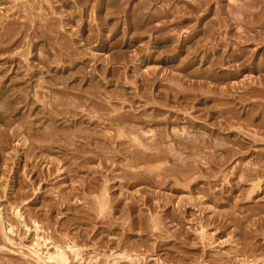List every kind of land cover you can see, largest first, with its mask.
Returning <instances> with one entry per match:
<instances>
[{"label": "rangeland", "instance_id": "rangeland-1", "mask_svg": "<svg viewBox=\"0 0 264 264\" xmlns=\"http://www.w3.org/2000/svg\"><path fill=\"white\" fill-rule=\"evenodd\" d=\"M3 1V2H2ZM19 2H16V3H18V4H16L14 7L15 8H17V6H18V8H19V6H20V8H21V6L23 7V4H21V3H23V1L24 0H18ZM39 1V3L38 4H35V6H36V8H35V10H33V16H30V14L32 15V12H28V13H26V15L28 16V17H25V18H28V19H25L24 20V18H23V16H21L20 18H18L20 21H21V19L22 20H24L25 22L27 21V23H29L30 25H31V28H29V29H27V30H25V29H23L22 31L25 33V34H27L28 35V37H27V35H24V33L22 32V33H18L17 35H13V40H16V38H14V37H20L21 36V38L20 39H24V43L23 44H21L20 43V45L21 46H16V48L17 47H21L20 49L19 48H17V50H16V48H15V45H14V49H12V50H10V51H8V53H6L5 55H3V54H0L2 57H0V91L2 92H0V111L2 112V113H0V130L1 131H6V126H7V133L6 132H0L1 134V138H3V136H4V139L3 140H5L6 138V140H5V142L7 141V143H6V145L4 144L5 142L3 141L2 142V139L0 138V142H2L1 144H0V148H2L1 150H0V153H1V155H0V214H2V216L0 215V217L2 218V220H1V218H0V264H41L43 261L40 259V258H38V255L36 256L34 253H35V249H34V245H33V243H34V241H35V239H37L36 238V234H35V230H34V224H33V220L32 219H34V217H35V214H36V216H37V214H38V218H37V220H36V222L38 221H40V220H43V221H40L39 222V226H40V230L38 229V231H37V233H38V235H41V236H44V237H46L47 236V234H48V236L46 237V238H48V243H47V241H46V244H41V245H39V246H37V248H41L39 251H40V253L42 254L43 253V251H45V249H49L50 248V251H53V249H54V245L56 244V245H60L61 246V248L66 252V255L68 256V260H69V262H68V264H77V259H73L72 258V256H71V252L69 251V249L68 248H66V246H65V242H71V240L72 241H75L76 242V244L79 246V252H80V256L82 257H84V258H89V257H97V259H98V261H97V259H96V263L95 264H121L122 262H125V263H122V264H162L164 261L166 262H164L163 264H183V262H184V264H188V262H189V264H212L213 262V264H222V262L225 264L226 262H224V260L225 261H227L228 259V261H227V263L226 264H248V263H242V262H240V261H247V262H252V263H249V264H264V232H263V227H264V213H262V212H264V211H261V208H263V207H260L261 205L263 206L264 205V185H263V181H264V179H263V181H262V179H260V182H259V186L258 187H260V188H258V190H257V187H255L254 188V192H252L250 195H249V198L246 196V194L247 193H245L246 191L248 192L249 190H251L252 188H253V183L254 182H256L254 179H252L251 181H250V179L249 180H247L248 182H244L243 184L242 183H240L239 182V177L237 176V175H235L234 173H233V168H235V167H233V166H237V164H239V163H241V165H245V163L247 162V161H249V160H254L253 158H255L254 156H255V154L257 155L258 153H260V152H263L264 153V129H262V127H260L259 126V128H258V126L256 127L255 125L253 126V125H248V124H246V123H244L243 121H242V123L240 122V123H238V122H236L234 119H231L232 120V122H228V120L226 121V122H221V120L222 119H219V121H218V118L219 117H217L216 119H217V121H216V119L215 118H208V117H206V115H204L203 117H200V119H199V121L198 122H200V123H198L195 127H193L192 129H191V127L190 128H188L190 131H191V134L193 133V131L195 132V133H197V134H192L193 136H199V137H201V136H203V135H205L204 137H207L208 136V133H211V132H213L214 130H216V125L218 124V125H220V129L217 127V129H219L218 131L216 130L214 133H212L211 135L213 136V140H216V139H224V141L226 142V140H225V138L227 139V141H228V143H226V144H229L230 145V141H231V143L233 144L234 143V141H236V139H239V140H241V141H243V143H245L246 145H248L246 148H248V151L245 153V154H243V153H241V154H235V155H232V158L230 157L229 158V160L227 161V163H225L224 164V166L222 165V167L220 168V169H215L214 168V166H212L210 169H212V170H208V171H206V173H208V174H206L205 173V168H206V166L208 165H206V164H202L201 165V167L202 168H204V172H201L200 171V173L202 174H199V172L197 173L196 172V174L197 175H194L193 174V176L190 178L191 180H190V182H189V179L186 181V180H183V179H181V178H178V176L176 175V174H178L177 172H175L179 167V164H177V163H179V162H177L176 160H174L173 159V162H172V159H170L169 161L170 162H172V163H170V162H167V165H164L166 162H164L162 165H163V167H165V168H169V167H171V168H169L168 170H166L168 173L169 172H172V171H174V173H169V175L167 174V176L164 178V179H162V180H158V179H156L155 180V178H154V180H152L153 182H151V181H149V180H147V179H144L143 178V176H140V178H139V175H135V177L133 176V175H131V174H127L128 173V171L126 170V169H128L129 171L130 170H132V171H135V169H143V167H145V166H143V165H145L144 163H137V164H134L133 163V165L131 164V163H129L128 165H127V162H126V159L125 160H122L123 159V157H122V159L120 158L121 157V155H117V154H115V152L114 151H112L113 150V148H111V149H107V148H109V147H107L106 149H103V150H101L99 147H101L102 145H103V141H102V139L101 138H103L102 136L100 137V135L99 136H96V137H100V138H97V140H95L94 141V139L90 142V144H87L88 145V147H87V145H85V139L83 140V139H81V138H85V137H83L81 134L79 135L80 137H78L77 136V138H78V140H79V138L82 140V142L79 140V142L80 143H82V144H80L78 141H77V143L76 142H74V144H71V145H68L66 142H63V138L64 139H66L65 137L66 136H64L63 134V136H62V138H61V140L59 141V142H57V141H53L52 139H51V141H46L45 140V143H42L44 140H41V138H40V136H39V134L40 135H42V133H41V131H44V132H46L47 130H48V127H44V125H48L49 124V121L47 122L46 120H48V119H46L45 117V115H44V113L41 115L40 113L41 112H39L38 114H37V116H36V114H34L35 113V111L37 110L38 111V109H32V107H35V101H34V103L33 104H30V102L32 101V100H35L36 99V97H38V94H39V97H40V99L41 100H43L44 99V95L46 94V93H48V94H46L47 95V97H46V95H45V98L46 99H44L45 101H46V104L48 105L49 104V100H50V98H52L51 96H52V94L53 93H51V92H53V91H51V90H54L53 88H59V86L58 85H63L62 84V78H69V74L72 76H70V80L69 79H67V83H66V86H64V87H62V89L63 90H65V88H66V90L65 91H68L69 92V94L68 93H66V94H63L62 96H65L64 97V99H63V97H62V99H63V101H68V99L67 98H69V97H75L73 94L74 93H72V95H70L71 94V92H75V90H76V94L77 95H79V94H81L83 97V103H84V100L86 99V96L87 95H89V96H91L90 94H88V93H86L85 92V90H90V88L93 86V84L94 85H96L97 84V82H99V84L98 85H101V84H103V86H100V87H104L105 88V90L106 91H120L121 89V91H123V92H125V93H127L126 95H130V92L131 93H135V91L137 92L141 87L140 86H135V84L133 83V82H129V79L130 80H132L133 79V77L132 76H134L133 74H136L137 73V71L136 70H140V72H142L143 73V70H144V73H148V71L150 72V70L151 69H154L155 67L157 68V69H159V72L161 71V72H163V73H165V74H168L169 75V73H170V71L172 72V73H170V74H181L182 73V71L180 70V69H175L177 66V63L176 62H179L180 60H182L183 59V57L186 55V51H179L181 54H179L178 55V59H175V61H170V57H171V54H173V51H171L172 49H171V47L172 48H174L175 50H179V47L178 46H176V45H178V44H180V43H182V44H184V46H185V50L188 48V44H190V42L189 41H186V42H182V41H180V43L178 42V41H174V42H176V43H172L173 41H169V43L168 42H166V43H168L166 46H164L163 45V47H165V48H163L162 46H160V44H162V43H160L159 44V46L158 45H154V43H152L151 42V39L153 38V37H158L159 35H160V32L159 31H156V33L154 32L155 30L153 29L152 31L153 32H147V33H144L139 39H138V41H136L137 42V44H136V42H131V45L129 44L130 42H128L129 41V39L128 38H130V36L132 35V34H134V32H135V30L133 29V28H131L130 26L128 27L127 25H128V21H129V19L131 18V15L130 14H128L129 12H131L132 10H131V8L133 7V6H135V2L137 3V1L139 2V1H141V0H132L129 4L127 3L126 4V2H122L125 6L127 5L128 6V8H127V6H126V8L127 9H129V10H127V11H125L124 12V9H122V11H121V9H119V8H117L116 9V7H118V5H120V1L121 0H117L116 1V3H115V1L114 0H49V2L48 1H44V0H41V2H40V0H38ZM67 1V2H66ZM84 1V2H83ZM91 1H92V3H91ZM107 1V2H106ZM123 1V0H122ZM134 1V2H133ZM195 1H197V3L199 2V0H190L189 2H191V3H193V4H195ZM201 1V0H200ZM226 1H230V0H226ZM226 1H224L223 3H226ZM240 1V4H241V2H242V0H236V2H239ZM244 1V0H243ZM246 1V0H245ZM244 1V2H245ZM4 2H6L5 4H4ZM11 2H12V0H0V11H1V13L3 14H5V13H7V14H9L7 17L8 18H6V17H3L2 16V14L0 13V21H3L4 22V20L6 19H9V17L11 16L10 15V13H8V12H10V11H7L6 12V8H8L9 6H11L12 4H11ZM42 2H44L45 4H43ZM54 2H58V3H54ZM76 3V4H73V6H71L72 5V3ZM110 2V3H109ZM162 4H161V3ZM163 2H166L167 3V0H161V1H159V2H157L154 6H156L155 8H159L160 6H161V8L163 7V6H165V3H163ZM211 2V1H210ZM244 2H242V3H244ZM42 3V4H41ZM48 3H50V6L48 7L47 6V4ZM60 3H62V4H60ZM64 3V4H63ZM66 3V4H65ZM98 3V4H97ZM104 3H105V5H107L106 3H108L109 5H108V7L107 6H105L104 5ZM113 3H115L116 5H117V3H118V5L116 6L115 4H113ZM121 3V5L122 6H124L123 4ZM214 3V4H213ZM258 3V4H257ZM257 5L256 6H258V5H260L259 4V1H257ZM1 4L2 5H4L3 7L1 6ZM8 6H7V5ZM53 4V5H52ZM79 4V5H78ZM90 4V5H89ZM112 4L113 5H115L116 7L113 9V10H109V12L111 11V13L113 14H111V13H109V17H107L108 15H107V13H108V9H112L113 7H112ZM161 4V5H160ZM175 4V6H178L179 4V6H184L183 5V3L181 4V2H178V4L177 3H174ZM213 4V5H212ZM43 5H45V11H44V9H43ZM63 5V7H61ZM92 5V6H91ZM97 5H99L101 8L99 9V6H97ZM163 5V6H162ZM215 5H217L215 2H214V0L212 1V3H211V7L212 6H215ZM7 6V7H6ZM38 6V7H37ZM69 6V7H68ZM78 6V7H77ZM2 7V8H1ZM5 7V8H4ZM13 7V8H14ZM41 7V11H40V8ZM54 7V8H53ZM71 7V8H70ZM80 7V8H79ZM87 7V8H86ZM110 7V8H109ZM217 7V6H216ZM216 7H214V8H216ZM19 8V9H20ZM58 8V9H57ZM60 8H65V9H60ZM70 8V9H69ZM79 8V9H78ZM86 8V9H85ZM89 8H90V11H89ZM95 8V9H94ZM104 8H106L105 10H104V12L106 13V15H105V13L102 11ZM154 8V7H153ZM214 8L212 7V10H214ZM3 9L5 10V11H3ZM51 9L53 10V11H51ZM71 9H72V11H71ZM75 9V10H74ZM80 9H82L81 11H80ZM93 9V10H92ZM13 11H15V10H17V9H12ZM11 10V12H13ZM40 11V13H42L44 16H40V15H38V12H36V11ZM55 10H58V11H55ZM65 10V11H64ZM79 10V11H78ZM85 10H86V12H85ZM98 10V11H97ZM3 11V12H2ZM48 11V12H47ZM115 11V12H114ZM129 11V12H128ZM46 12L48 13V14H46ZM61 13V15L60 14H58V13ZM83 13V14H81V13ZM90 12V13H89ZM117 12H119L118 14H117ZM123 12V13H122ZM51 13V14H50ZM55 13H57L56 15L53 14ZM103 13V14H102ZM114 13H116L115 15H114ZM213 13V14H212ZM3 14V15H4ZM17 14V13H16ZM65 14H66V16H65ZM68 14H69V16H68ZM87 14V15H86ZM88 14H90V15H88ZM92 14H93V16H92ZM111 14V15H110ZM119 14H121V15H119ZM125 14V15H124ZM129 15V16H127V17H125L126 15ZM214 12H210L209 13V15H207L203 20H204V22H203V24L205 23V22H207V20H209V17H210V19H214L216 16H217V14H215ZM18 15V14H17ZM17 15H12L11 17H10V19L11 18H13V17H16ZM52 17H50V16ZM59 15V16H58ZM71 15V16H70ZM81 15V16H80ZM102 15V16H101ZM210 15H212V17L213 18H211V16ZM1 16H2V18H1ZM38 16V17H37ZM42 17V18H40V17ZM49 16V17H48ZM65 16V17H64ZM90 16V17H89ZM111 16H116L117 17V19H116V17L114 18V17H111ZM170 16V17H169ZM169 16H167V17H161V18H155L156 19V21H155V19H154V22H152V23H156L157 22V20H163V19H172V17H171V15H169ZM209 16V17H208ZM237 16V15H236ZM59 17V18H58ZM69 18V17H71V18H73V19H71V18H69V20L67 19V18ZM76 17V18H75ZM88 17V18H87ZM92 17H94L95 18V20H94V18H92ZM105 17H107V18H105ZM123 17V18H122ZM219 17H222V15H220ZM32 18V20H30ZM36 18V19H35ZM45 18V19H44ZM48 18V19H47ZM49 18H51V20H49ZM58 19V21L56 20V19ZM78 18V20H76ZM86 18V19H85ZM90 18V19H89ZM103 18V20H101ZM105 18V19H104ZM108 18H109V20H108ZM124 18H126V19H124ZM208 18V19H207ZM2 19V20H1ZM35 19V20H34ZM37 19H40V20H38L39 22L37 23ZM44 19V20H43ZM47 19V20H46ZM61 19V21L59 22V20ZM65 19H67V21H65ZM79 19H81V20H79ZM93 19V20H92ZM99 19V20H98ZM121 19V20H123V21H119V20ZM48 21V22H51V24L49 23L48 25H46L45 26V22L44 21ZM109 21V23H108V21ZM115 22H114V21ZM117 20L119 21L118 22V24H119V26H118V24L116 23L117 22ZM30 21V22H29ZM54 21V22H53ZM63 21H65V23L63 22ZM75 21V22H74ZM77 21V22H76ZM81 22L80 23V25H79V22ZM82 21H85V22H82ZM87 21H90V22H87ZM93 21H95V22H93ZM105 23H104V22ZM112 21H113V23H112ZM2 22V23H3ZM58 22V23H57ZM63 22V23H62ZM74 22V23H73ZM187 21H185V23H183L181 26H179V27H175L174 29H173V25H172V27L170 26L169 28L172 30V32L171 31H169V33L170 34H173V36H176V35H179L180 36V39L181 38H183V36L188 32V30H190V27L191 26H196V23H195V20H192L191 22H189V24L188 23H186ZM33 23V24H32ZM38 25H37V24ZM40 23V24H39ZM59 23H62V24H60L59 26L57 25V24H59ZM111 23V24H110ZM123 23L124 24H126L127 23V25L126 26H124L123 25ZM190 23H194L193 25H191ZM34 24H35V27H33L34 26ZM41 24H42V28H44L45 29V31L47 30L48 32L47 33H50V36L51 35H54L55 36V33L57 32L56 30H59L56 34V38L55 37H53V36H51L50 38L52 39V41L54 42V40H55V43H53V44H51V42L52 41H48V40H46V41H42V39H41V37L39 36L38 37V33H41L40 31L42 30V28H41ZM54 24H56L55 25V27L57 28V26H58V28L57 29H54L53 27V25ZM65 24H66V26H65ZM69 24H71V26L69 25ZM73 24V25H72ZM88 24H90V25H88ZM106 24L108 25V28H110V29H107V27H106ZM115 24V25H114ZM186 24L188 25L187 27H186ZM39 25H40V28H38L39 27ZM62 25V26H61ZM95 25V26H94ZM98 25V26H97ZM111 25H112V27H111ZM122 25V26H121ZM184 25H185V28H184ZM74 26H77L76 28L74 27ZM83 26V27H82ZM85 26L87 27V28H85ZM114 26H116V29H115V31L113 30V28H114ZM234 26H235V24H234ZM48 27V28H47ZM49 27H51V28H49ZM60 27H62V28H60ZM75 29V31H74V29ZM89 27V28H88ZM91 27V28H90ZM98 27V29H96ZM103 27V28H102ZM106 29H105V28ZM122 27H123V29H124V32H123V29H122ZM125 27V28H124ZM183 27V28H182ZM222 28L221 29H217V32H216V34H215V36H216V38H215V40H213V42L211 43V42H209L208 44H209V46L211 45V44H215V42H216V44L217 43H219L221 46H226V47H228L227 46V44L226 43H229V41L230 42H234L235 41V39L237 40V35H235L236 34V32H238V29H237V27H234V28H232V29H230L229 31L230 32H226L225 33V29H228L229 27H227V28H224L223 26H221ZM63 28H65V29H63ZM95 28L96 30H93V29ZM121 28V29H120ZM128 28V29H127ZM236 28V29H235ZM257 28V29H256ZM256 28H254L255 30H252V31H250V33L252 34H254V32L255 31H257L258 30V28L259 27H256ZM41 29V30H40ZM49 29V30H48ZM73 29V30H72ZM78 29V30H77ZM79 29H81V30H79ZM87 29H89V31L87 30ZM90 29H92V30H90ZM101 29V30H100ZM112 29V30H111ZM133 29V30H132ZM28 30H30V31H28ZM37 31V35L35 36L34 35V32H32V31ZM38 30H40V31H38ZM50 30L53 32V30H55L53 33H51L50 32ZM62 30H64L65 32H63ZM67 30V31H66ZM70 30V32H68ZM77 30V31H76ZM110 30V31H109ZM118 30H121L123 33H120L121 31H118ZM127 30V31H126ZM128 30H129V32H128ZM141 30V29H140ZM181 30V31H180ZM185 30V34H182V33H184L183 31ZM224 30V31H223ZM233 30V31H232ZM27 31V32H26ZM62 31V32H61ZM78 31H79V33H78ZM86 31V32H85ZM92 31V32H91ZM107 31V32H106ZM117 31V32H116ZM126 31V32H125ZM133 31V32H132ZM176 31V32H175ZM180 33H179V32ZM221 31V32H220ZM59 32H60V34H59ZM66 32H68V33H66ZM72 32V33H71ZM75 32V33H74ZM105 32V33H104ZM109 32V33H108ZM111 32V33H110ZM114 32V33H113ZM119 32V33H118ZM166 32V31H165ZM178 32V33H177ZM64 33V34H63ZM69 33H71V35H69ZM84 35H83V34ZM92 35H91V34ZM98 33V36L96 35ZM117 33H118V35H117ZM126 33V34H125ZM151 33V34H150ZM220 33V34H219ZM230 35H228V34ZM233 33H235L234 35L235 36H233ZM23 34V35H22ZM69 36H68V35ZM77 34V36H75ZM79 34V35H78ZM87 36H86V35ZM101 34H103V36L101 35ZM106 34V35H105ZM109 34V35H108ZM115 34V35H114ZM123 34V35H122ZM150 34V35H149ZM175 34V35H174ZM20 35V36H19ZM31 35V36H30ZM73 35V36H72ZM82 35V36H81ZM96 35V36H95ZM129 35V36H128ZM218 35V36H217ZM222 35V36H221ZM226 35V36H225ZM33 36V37H32ZM60 36V37H59ZM62 36H64L65 38L64 39H66V41L63 39V41L62 42H64V45L63 46H60V43H57V40L59 41V42H61V37ZM79 36V37H78ZM94 36V37H93ZM106 36H108L109 38L107 39V37ZM117 36H119V37H117ZM128 36V37H127ZM148 36V37H147ZM200 35L199 34H197L195 37H194V39L193 40H195V38L197 39L198 37H199ZM224 36V37H223ZM228 36V37H227ZM35 37H37L38 39H35ZM53 37V38H52ZM69 37V38H68ZM71 37V38H70ZM78 37V38H77ZM82 37V38H81ZM85 37V38H84ZM87 37V38H86ZM88 37L90 38L91 37V39H88ZM106 37V38H105ZM120 38L121 40L123 39V43H124V39L126 40V44H121L122 46H118V47H116V46H114V47H109V49L107 50V45H109L110 43L109 42H113L114 40H112L111 41V39H115V38ZM201 37V36H200ZM219 37H220V41H219ZM237 37V38H236ZM63 38V37H62ZM72 38H73V40H74V42L72 41ZM87 39V40H84V39ZM111 38V39H110ZM116 38V39H117ZM147 38H148V40H147ZM151 38V39H150ZM217 38H218V41H217ZM221 38H225V41H224V39H221ZM229 39V40H226V39ZM31 39V40H30ZM32 39H34V40H32ZM71 39V40H70ZM80 39H82V40H80ZM102 39H104V40H102ZM107 39V40H106ZM145 39H146V41H145ZM26 40H28L29 42V44L26 42ZM78 40V41H77ZM91 40H93V41H91ZM128 40V41H127ZM135 40H137V39H135ZM134 40V41H135ZM141 42H140V41ZM144 40V42L142 43V41ZM30 41H31V43H30ZM33 41L34 42H36V45H32L33 44ZM41 41V42H40ZM72 41V42H71ZM76 41V42H75ZM86 41V42H85ZM91 41V42H90ZM97 41H98V43H97ZM148 41V42H147ZM215 41V42H214ZM46 42H50V45H52V48H51V46L49 45V47H50V49H49V51L48 50H43L42 48H43V43H46ZM67 42H69L68 44H67ZM87 44H85V43ZM93 42V43H92ZM127 42H128V45H127ZM146 42V43H145ZM225 42V43H224ZM250 42H252V41H250ZM27 43V44H26ZM41 43H42V45H41ZM67 45H66V44ZM76 43V44H75ZM90 43V44H89ZM146 44V45H143V44ZM24 44H26L27 46H28V48H24ZM31 44V45H30ZM60 46V47H57L58 45ZM75 44V45H74ZM85 44V45H84ZM176 44V45H175ZM215 44V45H216ZM226 44V45H225ZM38 45V46H37ZM40 45V46H39ZM66 45V46H65ZM82 45V46H81ZM106 45V46H105ZM130 45V46H129ZM138 45V46H137ZM143 45V46H142ZM170 45H171V47H170ZM173 45V46H172ZM31 46V47H30ZM35 46V47H34ZM36 46H37V48H36ZM76 46V47H75ZM77 46L79 47V48H77ZM89 46H91V47H89ZM93 46V47H92ZM133 46H134V49H133ZM144 46H145V48H144ZM254 46V47H253ZM260 47V46H262L263 48H264V46H263V43L261 44H258V45H256L255 46V44H251V45H249V47H248V49L250 50V52H251V50H254V48H256V47ZM42 47V48H41ZM55 47V48H54ZM62 47V48H61ZM73 47V48H72ZM80 47H82V48H80ZM89 47V48H88ZM100 47V48H99ZM152 47H154V48H152ZM158 47V48H157ZM160 47V48H159ZM176 47V48H175ZM31 48H32V50H31ZM86 48V50L84 51V49ZM113 49L112 51H111V49ZM123 48V49H122ZM127 48H130V49H127ZM137 48V49H136ZM149 48V49H148ZM203 48H204V46H202V47H200V49H201V51H200V53H199V55L201 56L202 55V53H203ZM262 48V49H263ZM24 50V52H23V50ZM25 49H27V50H29V52H27V50H25ZM37 49V50H36ZM39 49H41L40 50V52L41 51H43L42 53H43V55H42V53L40 54V52H39ZM55 49V50H54ZM61 49V50H60ZM63 49H64V52H62L63 51ZM71 49V50H70ZM75 49H77V50H79L81 53H79V51H77V52H75L76 50ZM93 50V51H91V50ZM122 49V50H121ZM151 49V50H150ZM155 49V50H154ZM22 50V51H21ZM56 51V52H53V51ZM68 51V53L70 54L69 56H67L68 55V53H67V51ZM71 52H70V51ZM74 50V52H72ZM106 50V51H105ZM116 50V51H115ZM131 52V53H129V51ZM142 50H144V51H142ZM146 50V51H145ZM153 50V51H152ZM159 52H158V51ZM163 50H165V51H163ZM168 50V51H167ZM264 50V49H263ZM12 51V52H11ZM14 51H16V52H14ZM26 51V52H25ZM30 51H32L31 53H30ZM62 52V53H60V52ZM91 51V52H90ZM114 51V52H113ZM125 51H126V53H125ZM128 51V52H127ZM135 51V52H134ZM138 51V52H137ZM155 51V52H154ZM23 52V53H22ZM39 52V53H38ZM47 52V53H46ZM48 52H49V54H48ZM52 52H53V54H52ZM83 52V53H82ZM134 52V53H133ZM149 52H151V53H149ZM178 52V53H179ZM15 53H16V55H15ZM28 53V54H27ZM34 53H36L37 55H39L38 57H41V55H42V57L44 56V55H46V56H44L43 57V60L42 61H40L38 58H36V57H34V56H32V54H34ZM45 53V54H44ZM56 53V54H55ZM59 53H60V55H59ZM77 54V56L76 55H73V54ZM86 53V54H85ZM108 53H110V54H108ZM112 53V54H111ZM132 56V57H130V55ZM141 53V55H139ZM152 54L153 53V56L152 55H150V58L149 57H147L149 54ZM154 53H155V55H154ZM11 54H13V55H11ZM55 54V56H53ZM88 54V55H87ZM98 54V55H97ZM107 54H108V56H107ZM114 54H115V56H114ZM136 54V55H135ZM183 54V55H182ZM22 55H23V57H22ZM29 55H31V56H29ZM48 55H50L49 57H48ZM62 55V56H61ZM64 55V56H63ZM83 55V56H82ZM86 55L90 58H92L93 56L95 57V59H89L88 60V57L86 58ZM129 55V56H128ZM165 55V56H164ZM169 55V56H168ZM182 57H181V56ZM12 56V57H11ZM13 56H14V58H13ZM15 56H17V58L15 57ZM20 56V57H19ZM52 56V57H51ZM59 56H60V59H59ZM72 56H73V58H72ZM97 56V57H96ZM104 56H105V60H104ZM128 56V57H127ZM136 56H140V58L139 57H136ZM260 56V54L258 55V57L256 56L255 57V62H258V60H259V58L261 57H259ZM8 57V60L6 59ZM24 57H26V58H24ZM29 57V58H28ZM41 57V58H42ZM48 59H47V58ZM55 57V58H54ZM84 59H83V58ZM114 57H116V58H114ZM124 57L126 58L125 60H124ZM145 57H147V61H146V59H145ZM199 57V56H198ZM11 58V60L13 61H11V60H9ZM32 58H34V59H32ZM52 58H54V59H52ZM62 58V59H61ZM85 58L87 59V61H85ZM99 58V59H98ZM108 58H110V59H108ZM129 58H131V59H133L134 60V62H136V63H138L139 64V66H137V67H135V63H133V60H131V59H129ZM142 58V59H141ZM144 58V59H143ZM156 58V59H155ZM166 58V59H165ZM181 58V59H180ZM256 58H258V59H256ZM5 60L4 61V63H3V60ZM15 59L17 60L18 59V61L19 60H21V62H23L22 64H23V68H18L17 69V72H16V66H18V62H16L15 61ZM30 61H29V60ZM38 59V60H37ZM51 59V60H50ZM57 59V60H56ZM71 59V60H70ZM76 59V60H75ZM83 61H85V63L84 62H82L81 60ZM107 59H108V61H107ZM139 59V60H138ZM28 60V61H27ZM34 60V61H33ZM46 60H48V61H46ZM96 62H95V61ZM111 60V61H110ZM115 60V61H114ZM123 60V61H122ZM132 62V63H130V65H133V66H131L130 67V65H129V62L130 61ZM137 60V61H136ZM152 60V61H151ZM167 60V61H166ZM177 60V61H176ZM6 61H8V62H6ZM25 61H26V64H30L29 66L30 67H28V65H26V70H27V68H30V69H35L36 70V75L33 77V85L34 84H36L37 82L38 83H42V86L40 87V89H39V87H36V90L37 89H39V90H37L36 92H34L33 91V89H30V93H25L24 94V92L25 91H21V90H19L18 88H20V86L19 85H21V81H22V75H23V77L25 76L24 75V73H25ZM38 61H40L39 63H38ZM50 61H52V62H50ZM58 62L57 64L56 63H54V62ZM76 61V62H75ZM78 61V62H77ZM118 61H122V62H119V64H118ZM125 61V62H124ZM144 61V62H143ZM165 61V62H164ZM170 61V62H169ZM33 62V63H32ZM45 62V64H46V62H48V63H54V64H51V71L54 69V71H49L48 72V70L46 71L45 69V64L43 65V63ZM60 62V63H59ZM82 62V63H81ZM111 62H113V64L115 63V64H117V65H114V67L112 66L113 64L111 63ZM124 62V63H123ZM141 62V63H140ZM240 62V61H239ZM238 62V63H239ZM11 63V64H10ZM75 63V64H74ZM123 63V64H122ZM157 63V64H156ZM237 62H232V65L230 66V68H234V66H235V64H236ZM10 64V65H9ZM14 64V65H13ZM55 64L57 65V66H55ZM61 66H60V65ZM70 64H72L71 66H70ZM81 64H82V67L84 68H82L81 67ZM84 64V65H83ZM157 66H156V65ZM168 64H170V65H175L174 67H172V66H167ZM228 63H226V65H227ZM231 64V63H230ZM3 65V66H2ZM13 65V66H12ZM33 67H32V66ZM105 65H108V66H105V68H104V66ZM112 66V68H117V70L116 69H113L114 71H113V74H114V76H117L118 75V77L119 76H121V77H119L118 79H119V82L117 83V85H116V83L114 82V80H113V82H107V80L109 79L110 80V78H111V75H109V73L107 72V68H111V66ZM126 65V66H125ZM143 67H142V66ZM166 65V67H164ZM207 66V64H204V65H202L201 66V68H203V67H206ZM225 65V66H226ZM2 66V67H1ZM6 66V67H5ZM54 66V67H53ZM63 66V67H62ZM74 66V67H73ZM117 66V67H116ZM129 66V67H128ZM146 66V67H145ZM150 66V67H149ZM200 67V63L199 62H197L195 65H194V67ZM3 67H5V68H7V70L5 71H3L1 68H3ZM41 67V69L42 68H45L43 71L42 70H40L39 68ZM65 67V68H64ZM67 67H69V68H67ZM71 67V68H70ZM76 67H78V69L76 68ZM94 67V68H93ZM142 67V68H141ZM147 67H149L148 69L149 70H147ZM164 67V68H163ZM15 68V69H14ZM55 68H57V69H55ZM62 68H63V70H62ZM80 68V69H79ZM94 70H92V69ZM101 68V69H100ZM139 68V69H138ZM141 68V69H140ZM162 68V69H161ZM12 69V70H11ZM25 71H24V70ZM67 69V70H66ZM103 69V70H102ZM143 69V70H142ZM167 69V70H166ZM171 69V70H170ZM21 70V71H20ZM23 70V71H22ZM56 70V71H55ZM65 70V71H64ZM73 70V71H72ZM79 70V72H78V74H77V71ZM106 70V71H105ZM125 71V70H127V73H126V71L125 72H121V71ZM164 70V71H163ZM166 70V71H165ZM173 70V71H172ZM9 71V72H8ZM11 71V72H10ZM46 71V72H45ZM57 71H58V73H57ZM71 71V72H70ZM88 71V72H87ZM116 71L118 72V73H116ZM134 71V72H133ZM136 71V72H135ZM147 71V72H146ZM175 71V72H174ZM178 71H180V72H178ZM185 71V70H184ZM6 72H7V74L9 73V75H7L6 74ZM14 72V73H13ZM22 72V73H21ZM39 72V73H38ZM41 72V73H40ZM64 72V73H63ZM66 72V73H65ZM69 72V73H68ZM76 72V74H74ZM131 74H129V73ZM139 72V71H138ZM160 72V73H161ZM250 72V73H249ZM17 73V74H16ZM49 73V74H48ZM62 73H63V75H62ZM82 73H84V75L82 74ZM95 75H94V74ZM104 73V74H103ZM107 73V74H106ZM122 74V75H120V74ZM124 73H125V75H124ZM252 73V74H251ZM257 73H259V72H256V71H242V72H239V73H237L236 75H234V77H231L229 80L227 79V83H228V85H233L234 83V85L233 86H235V87H237V86H239L240 84V87H242V86H244V87H246L245 85H248L249 83V81H250V79L251 78H256L257 76H258V74ZM5 74V75H4ZM12 74V75H11ZM16 74V75H15ZM21 74V75H20ZM37 74H41L42 75V77H41V75H37ZM56 74H57V76H56ZM61 74V75H60ZM66 74H68V77H67V75ZM83 76H82V75ZM106 74V75H105ZM179 74V75H180ZM246 74V75H245ZM2 75V76H1ZM48 75V76H47ZM58 75H60V76H58ZM65 75V76H64ZM102 75H104V76H102ZM109 75V76H108ZM239 75V76H238ZM16 76H20L19 78L18 77H16V80L18 81V82H16L15 83V85H18L16 88H17V90H16V93H17V91H18V94H14L13 92H15V91H13V90H11L10 88H11V84H12V82L14 81V79H12V78H15ZM38 76V77H37ZM49 76H50V79H49ZM52 76H54V78L52 77ZM64 76V77H63ZM80 76V77H79ZM90 76V77H89ZM97 76H99L98 78H97ZM100 76H102V78L100 77ZM109 78H108V77ZM123 76V77H122ZM131 76V77H130ZM246 76V77H245ZM251 76V77H250ZM6 77V78H5ZM37 77V78H36ZM57 77V78H56ZM59 77V78H58ZM75 77V78H74ZM83 77V78H82ZM88 77V78H87ZM94 79H93V78ZM236 77V78H235ZM4 78V79H3ZM12 80H10V79ZM40 78V79H39ZM44 78V79H43ZM55 78H56V81H54L55 80ZM61 78V79H60ZM79 78H82V80H83V82L81 83V87L80 86H77L76 84H78L79 83ZM90 78V79H89ZM103 78H107V80L106 79H103ZM116 78V77H115ZM123 78H125V79H123ZM248 78H250L249 80H248ZM20 79V80H19ZM49 81H48V80ZM87 79H88V81H87ZM100 79V80H99ZM2 80V81H1ZM7 80V81H6ZM41 80V81H40ZM43 80V81H42ZM53 80V81H52ZM84 80H86V82L84 81ZM92 80V81H91ZM122 80H123V82H122ZM233 80V81H232ZM248 80V81H247ZM9 81V82H8ZM37 81V82H36ZM48 81V82H47ZM57 81H58V83H57ZM61 81V82H60ZM72 81V82H71ZM97 81V82H96ZM126 81V82H125ZM8 82V83H7ZM51 82V83H50ZM56 82V83H55ZM89 82V83H88ZM90 82H92V83H90ZM94 82V83H93ZM130 84L131 83V85H129L128 83ZM226 82V81H225ZM233 82V83H232ZM6 84V85H4V84ZM68 83H70V84H68ZM73 83V84H72ZM87 83V84H86ZM101 83V84H100ZM122 83V84H121ZM213 83V82H212ZM239 83V84H238ZM245 83V84H244ZM1 84H3V85H1ZM56 84V85H55ZM89 84H91V85H89ZM106 84V85H105ZM115 84V85H114ZM134 84V85H133ZM137 84H138V82H137ZM216 84H218V82L216 83ZM8 85H10V86H8ZM45 85V86H44ZM49 85V86H48ZM68 85H70V86H68ZM73 85H76L77 87H75V88H71V86H73ZM87 85H88V87H87ZM119 85V86H118ZM120 85H122L121 87H120ZM133 85V86H132ZM6 86H8L7 88H6ZM36 86V85H35ZM52 86V87H51ZM90 86V87H89ZM107 86V87H106ZM131 86V87H130ZM219 86H221V85H219ZM2 87H4V88H2ZM10 87V88H9ZM45 87L46 88H49V89H45ZM50 87H51V89H50ZM87 87V88H86ZM115 87V88H114ZM129 87V91H128V89H126V88H128ZM133 87H134V89H133ZM140 87V88H139ZM103 88V89H104ZM107 88V89H106ZM119 88V89H118ZM139 88V89H138ZM195 88H196V86H195ZM2 89V90H1ZM8 89V90H7ZM41 89H43V91L41 90ZM45 89V90H44ZM110 89V90H109ZM118 89V90H117ZM124 89V90H123ZM130 89H132L131 91H130ZM204 89V88H203ZM9 90H11V91H9ZM47 90H49V92L47 91ZM40 91V92H39ZM7 92V93H6ZM10 92V93H9ZM23 93V94H21V93ZM37 92H38V94H37ZM42 92V93H41ZM46 92V93H45ZM86 93L85 94V96H84V93ZM129 92V93H128ZM34 93V94H33ZM37 95H36V94ZM7 94L9 95L10 94V96H7ZM21 96H26V95H29L32 99H31V101L29 100V103H25L24 102V99L22 98V97H20V98H18L20 95ZM43 96H42V95ZM60 94V93H59ZM68 94V95H67ZM7 96V97H4V96ZM12 95H14V96H12ZM17 95V96H16ZM58 95V94H57ZM36 96V97H35ZM10 98L9 100L8 99H6V100H4V98ZM13 97H14V101H13ZM16 97V98H15ZM50 97V98H49ZM107 97V96H106ZM106 97H104L103 96V98L106 100L107 98ZM35 98V99H34ZM77 97H75V99H76ZM85 98V99H84ZM3 99V100H2ZM15 99H16V102H15ZM21 100V102L20 101H18V100ZM49 99V100H48ZM53 99H54V96H53ZM52 99V100H53ZM66 99V100H65ZM8 100V101H7ZM11 100H12V103H11ZM26 101V100H25ZM89 100L87 99L85 102H88ZM116 100H114V102H113V104L111 103V105L109 104V107L110 108H112V106H113V108H120V107H122L123 108V110H130V111H135L134 113L136 114V116H137V112L138 111H141L142 110V106L140 105V108L138 109V110H134V109H130V107L131 106H129L130 104L128 103V102H125V103H123V104H121V103H116L115 102ZM5 102V103H4ZM12 104V106H11V104ZM13 102L16 104H18V106H17V104H16V106H17V108L15 107V105H13ZM18 102H20V103H18ZM23 102H24V104H23ZM142 102V101H141ZM141 102H137V104H136V102H135V104L134 105H139V104H141ZM4 103V105L5 104H8V105H10L11 107H7L8 105H6V106H4L3 107V104ZM32 103V102H31ZM30 104V105H29ZM37 104H39L38 102H37ZM115 104V105H114ZM2 105V106H1ZM25 106V107H23V106ZM83 105H85V106H83ZM123 105L127 108V106H129L127 109L125 108V107H123ZM127 105V106H126ZM13 106H14V108H13ZM22 106V107H21ZM29 108V109H27V110H25V108H27V107ZM30 106H32V107H30ZM247 106H248V108H247ZM245 105V107L246 108H244V109H239V111H240V113H241V115H243V117L245 116V112L246 111H248L250 108H249V105ZM3 109H2V108ZM49 107V106H48ZM81 108H78V110H80V109H82V108H87V105L86 104H82L81 106H80ZM90 107V106H89ZM6 108H8V109H6ZM21 110H20V109ZM5 109V110H4ZM11 109H13V113L15 114V115H17V116H15L11 111ZM22 109H23V112H22ZM31 109V110H30ZM150 109V110H149ZM171 109H174V108H171ZM30 110V111H29ZM33 110V111H32ZM122 110V109H121ZM122 110V111H123ZM147 110V109H146ZM148 110L149 111H147L148 113L151 111V108H149V106H148ZM246 110V111H245ZM18 111V112H17ZM21 111V112H20ZM26 111V112H25ZM27 111H28V113H27ZM37 111H36V113H37ZM137 111V112H136ZM193 111V110H192ZM243 111V112H242ZM12 114H11V113ZM31 112V113H30ZM34 112V113H33ZM146 111H145V113H147ZM179 112H181L180 114H182V115H184L183 116V118L181 117V116H179V117H181V119H180V125L178 126V127H182L183 126V128H184V125H187L186 123H185V121H186V118H188V117H192V114H193V116L195 115V114H197V113H191V115H189L188 116V114L186 113V112H191V110H188V111H186V112H184L183 110L182 111H179ZM199 112H202V111H199ZM4 113H6V114H8V116L11 118V119H9V117L6 115V114H4ZM10 113V114H9ZM18 113V114H17ZM22 115V113H23V118H22V116L20 115V114ZM28 114V117H27V115L26 114ZM35 115V116H33V117H31L32 115ZM187 114V115H186ZM11 115H12V117L14 116V118L13 119H15V121L16 122H18V123H20V121L22 120V122L21 123H23V124H17L15 121H13V119H12V117H11ZM43 115H44V117H43ZM64 116H62V118L63 117H65V118H60V119H58L56 122V124L57 125H59L60 127H59V129L58 130H60V132H61V130H63L62 132H66V126H67V128H68V130L67 131H70V130H74L75 129V126L72 124V123H70L69 121L68 122H66L67 120H69V117H68V114H63ZM67 115V116H66ZM139 115V114H138ZM30 116V117H29ZM141 116H146V115H144V113H143V115H141ZM186 116H188V117H186ZM8 117V118H7ZM15 117H19L18 119H20V117H21V119H20V121L19 120H16L17 118H15ZM38 117V118H37ZM68 117V119H66ZM26 118H28V119H30L29 121H27V123H25L26 122ZM32 118V119H31ZM40 118H42V119H40ZM8 119V120H7ZM35 119V120H34ZM183 119V120H182ZM210 119V120H209ZM7 120V121H6ZM10 120V121H9ZM41 120V121H40ZM61 120V121H60ZM206 120H207V122H206ZM234 120V121H233ZM2 121V122H1ZM12 121V124H13V122L15 123V124H13L14 125V128H13V125H9V124H11L10 122ZM24 121V122H23ZM32 121H36V122H33L32 123ZM38 121V122H37ZM45 121H46V123H45ZM60 121V122H59ZM63 121V122H62ZM66 123H65V122ZM70 121H72V120H70ZM204 121V122H203ZM213 121V122H212ZM215 121V122H214ZM223 121V120H222ZM44 122V123H43ZM182 122V123H181ZM4 125H3V124ZM24 123L26 124V125H24ZM62 123V124H61ZM74 123V122H73ZM184 123V124H183ZM202 123V124H201ZM204 123V124H203ZM208 123V124H207ZM212 123H214V124H212ZM224 123V124H223ZM227 123H228V125H227ZM230 123V124H229ZM235 123V124H234ZM37 124V125H36ZM44 124V125H43ZM69 124V125H68ZM72 124V125H71ZM183 124V125H182ZM221 124H223V126L221 125ZM2 125V126H1ZM15 125H17V128L19 129H16V127H15ZM21 125V126H20ZM24 125V126H23ZM30 125H31V127H30ZM42 125H43V127H42ZM83 125H87V124H83ZM203 125V127L201 128V126ZM226 125V126H225ZM232 125V126H231ZM245 125V126H244ZM4 126V127H3ZM10 126V127H9ZM29 126V127H28ZM39 127V130H38V127ZM49 126V125H48ZM199 126V127H198ZM206 128H205V127ZM212 126V127H211ZM222 126V127H221ZM229 126V127H228ZM238 126H240V128L238 127ZM247 126V127H246ZM249 126H252L251 128L249 127ZM20 127V128H19ZM35 129H34V128ZM71 127V128H70ZM111 127V126H110ZM110 127H108L107 129H109ZM154 128V129H158L159 127H157V126H151V128ZM208 127V128H207ZM25 128V129H24ZM27 128H30L31 129V131H29L30 129H28L27 131H28V134H30V135H27V131L26 132H24ZM43 130H42V129ZM70 128V129H69ZM93 127L92 126H89V128H88V130L90 129L91 131H94V129H92ZM97 129H99V127H96ZM112 128H113V126H112ZM112 128H110L109 130H107L106 128H103V129H105L104 131L103 130H101L102 132H104V133H107L108 134V132H115V130L116 129H112ZM152 128V129H153ZM195 128V129H194ZM197 128V129H196ZM209 128H211V130L209 129ZM225 128V129H224ZM227 128V129H226ZM238 128V129H237ZM243 128V129H242ZM257 128V129H256ZM9 129L10 130H12V133L9 131ZM14 129H16V130H14ZM21 129V130H20ZM23 129V130H22ZM41 129V130H40ZM66 129V130H65ZM112 129V130H111ZM245 129H247L246 131H245ZM262 129V130H261ZM18 130V131H17ZM37 130V131H36ZM84 130H86V129H84ZM208 130H209V132H208ZM239 130H241V131H239ZM242 130L243 131H245V132H249L250 133V135H249V133H245L246 135H247V137H246V135L244 134V132L242 133ZM250 130H251V132H250ZM13 131H17V133L16 132H13ZM101 131L99 132L100 134H101ZM203 131H205V133L203 132ZM207 131V132H206ZM239 131V132H238ZM254 131V132H253ZM21 132H22V134H21ZM33 132H35V133H33ZM202 132H203V134H202ZM220 132V133H219ZM222 132V133H221ZM6 133V134H5ZM33 133V134H32ZM38 133V134H37ZM217 134V136L215 137V135ZM219 133V134H218ZM236 133V134H235ZM252 133V134H251ZM256 133H259V134H257L256 135ZM13 134H14V136H13ZM15 134H17V135H15ZM18 134L20 135V136H18ZM24 134H26V136H28V138L26 137V143L28 142V139L30 140V139H32L33 138V136H34V134H35V136H34V143H35V145H36V149H35V151H37V153L40 151V149L41 150H44V148L45 147H41V145L43 146H46V145H48V143L50 144H54L55 146L54 147H52V149L53 150H55V151H52V149H51V147H50V149H49V151H47V154H46V152H45V154L42 156L43 158H39V159H41L40 161H39V159H37L36 157H32L31 158V155L30 156H26L25 154H24V150H25V148H27V144H23L22 143V141H23V137H24ZM32 134V135H31ZM215 134V135H214ZM254 134V135H253ZM36 135H38V136H36ZM252 135V137H250ZM256 135V136H255ZM258 135H260L259 137H261V138H258L257 136ZM29 136H32V138L31 137H29ZM59 135H55V138L56 137H58ZM95 136V135H94ZM211 136V137H212ZM249 136V137H248ZM257 138V139H261V141L259 142V140H257V142L256 141H253L252 140V138H255V137ZM16 137V138H15ZM18 137V138H17ZM21 137H22V139H21ZM229 138V140H228V138ZM9 138H11V139H9ZM36 138V139H35ZM59 138V137H58ZM75 138L76 137H74V140H75ZM77 138H76V140H77ZM151 138V137H150ZM150 138L148 137V139L147 140H150ZM249 138V139H248ZM251 138V139H250ZM20 139V140H19ZM40 139V140H39ZM96 139V138H95ZM209 139L211 140V138L209 137ZM235 139V140H234ZM263 139V140H262ZM38 140V141H37ZM75 140V141H76ZM248 140H250V142H248ZM17 141H19V142H17ZM40 141V142H39ZM53 141V142H52ZM84 141V142H83ZM97 141V142H96ZM24 142V141H23ZM37 142V143H36ZM20 145L21 144V146H22V148H21V146H19L18 144ZM42 143V144H41ZM58 143V145L60 144L61 145V147L60 146H58V145H56ZM97 143V144H96ZM98 143H100V144H102L101 146H99L100 144H98ZM249 143V144H248ZM3 144H4V148H3ZM23 144V145H22ZM37 144H40V145H38L37 146ZM63 144V145H62ZM80 144V145H79ZM231 144V145H232ZM255 144H257L256 146H255ZM72 145H75V146H77V147H80V150H79V148H77L78 149V151H74V152H76V153H78V154H76V153H74L73 151H71L70 150V152L69 151H64L65 150V148L66 147H68V148H72V149H75V146H72ZM81 145H85V149H82L81 148ZM90 145H92V146H90ZM93 145H95L96 146V148H98L97 150H95L96 148H94V146ZM235 145V144H234ZM6 146V147H5ZM18 146V147H17ZM24 146V147H23ZM56 146H58V147H56ZM66 146V147H65ZM92 148V150H91V148ZM98 146V147H97ZM228 146V145H227ZM13 147V148H12ZM38 147H40V149H38ZM63 147V148H62ZM217 147H219V148H217ZM216 148H209V149H207V148H205V153H209V151H210V153H212V152H215V154H219V156L221 155H223V154H220V152H222L223 153V146L222 147H220V146H217ZM255 147V148H254ZM14 148L17 150V148H18V152L16 151V150H14ZM22 149V150H20V149ZM23 148H24V150H23ZM60 150H59V149ZM89 148H90V151L92 152V153H90V151H89ZM93 148H94V150H93ZM246 148L244 149V150H246ZM252 149V150H250V149ZM4 149V150H3ZM64 149V150H63ZM256 149V150H255ZM88 150V151H87ZM106 150V151H105ZM109 152H108V151ZM111 150V151H110ZM214 150V151H213ZM16 151V152H15ZM20 151V152H19ZM57 151V152H56ZM64 151V152H63ZM93 151H96V152H93ZM97 151H98V153H101L100 155H101V157L99 158V156H96V155H94L95 153H97ZM101 151V152H100ZM103 151V152H102ZM3 152V153H2ZM12 152H14V153H16L15 155H17V156H15V159L12 157V155H14V153L13 154H11ZM53 152V153H52ZM55 152L57 153V154H55ZM59 152V153H58ZM62 152L64 153L63 155H62ZM68 152V153H67ZM83 153V156L81 155L82 153ZM86 152V153H85ZM251 152V153H250ZM20 153V154H19ZM65 153L66 154H69V155H66V156H64L65 155ZM81 153V154H80ZM90 153V154H89ZM109 153V154H108ZM110 153H112V154H110ZM187 153V152H186ZM185 153V154H186ZM247 153H249V154H247ZM253 153V154H252ZM11 154V155H10ZM36 154V153H35ZM40 154V153H39ZM49 154V155H48ZM59 154V155H58ZM72 154H73V156H72ZM89 155V156H92V157H97L100 161H101V163H99L100 161L98 160V162H93V160L94 161H96L95 160V157H94V159L91 157V159L90 160H92V161H89V163L87 162V161H85V162H83L82 160H83V158H84V155ZM3 155H4V157H5V155H6V159L3 157ZM23 155H24V157H27L26 159L23 157ZM56 155H58V156H60V157H56ZM62 155V156H61ZM79 155V156H78ZM109 155V157H110V159H111V156H112V159H111V161H113L112 163H111V161H110V159L109 158H105V156L107 157ZM118 157H117V156ZM188 155V154H187ZM202 156H203V154H201ZM238 155V156H237ZM241 155V156H240ZM249 155V156H248ZM8 156V157H7ZM33 156V155H32ZM46 158H45V157ZM55 156V157H54ZM77 156V157H76ZM115 158H114V157ZM120 156V157H119ZM204 156H206L207 157V154H205ZM234 156H236V157H234ZM239 156H240V159H239ZM12 157V158H11ZM28 157H29V159H28ZM76 158V159H78V160H76L75 159V161H74V159L72 160V158ZM83 157V158H82ZM102 157H103V160H104V158L106 159L104 162L106 163H104L103 162V160H102ZM117 157V158H116ZM182 157H184V156H182ZM205 157V158H206ZM9 158H10V160H9ZM17 158V159H16ZM30 158H31V160H30ZM51 158V159H50ZM63 158V159H62ZM69 158H71V159H69ZM80 158H82V159H80ZM119 158V159H118ZM196 158L197 159H199V156L197 155L196 156ZM215 157H211L210 159H214ZM242 158V159H241ZM243 158H245V159H243ZM252 158V159H251ZM13 161H12V160ZM51 160V162L53 161V165H52V167H51V163H49L48 164V162H50V160ZM107 159H109V161H110V163L109 164H111L110 166H108L109 164H108V161H107ZM184 159H185V157H184ZM209 159V160H210ZM2 160V161H1ZM3 160H5V162H8V163H3L4 161ZM19 160V161H18ZM21 160V161H20ZM30 160V161H29ZM48 160V161H47ZM70 160H72V161H70ZM117 160H118V162H117ZM235 160V161H234ZM247 160V161H246ZM11 161V162H10ZM26 161V162H25ZM67 161H69V163L71 164V165H69V164H67L68 162ZM79 161H80V165H78L79 167V170L77 169V168H75V166H77L75 163H79ZM115 161H116V163H115ZM125 161V163H124V165H123V162ZM176 161V162H175ZM239 161V162H238ZM241 161V162H240ZM12 162H14V164L12 163ZM19 162V163H18ZM25 162V163H24ZM30 162V163H29ZM42 162H44V163H42ZM58 162H59V165L60 166H62V167H64V166H66V167H64L65 168V170L63 169L62 170V168H61V170L60 171H58V170H56V166L58 165ZM64 164H63V163ZM72 162H75V163H73V165H72ZM81 162H83V163H85V165L83 164V163H81ZM91 162H93V163H91ZM104 163V165H106L105 167H104V165H103V163ZM2 163L4 164V165H2ZM10 163L11 164H13V165H10ZM33 163V164H32ZM42 163V164H41ZM55 163H56V165H55ZM95 163H97L98 164V166H97V164H95ZM119 165H118V164ZM243 163V164H242ZM44 164V165H43ZM92 164H93V167L91 168V166H92ZM100 164H102L101 165V167H100ZM108 164V165H107ZM115 166H114V165ZM117 164V165H116ZM127 165V167H126V165ZM171 166H170V165ZM173 164V165H172ZM176 164L178 165V166H176ZM26 165H32V166H26ZM41 165V166H40ZM47 165V166H46ZM82 165H84V166H82ZM88 166V170H87V167H85V166ZM89 165H91V166H89ZM113 165V167H111ZM123 167H121V166ZM131 165V166H130ZM137 165V166H136ZM142 165V166H141ZM204 165V166H203ZM233 165V166H232ZM7 166V167H6ZM13 167V168H11V167ZM25 166V167H24ZM38 166H39V168H38ZM49 166V168L47 169V167ZM68 166V167H67ZM71 166V167H70ZM94 166L95 167H97L96 169L94 168ZM104 168H103V167ZM108 166V167H107ZM118 166H120V167H118ZM172 166H173V168H175V169H173L172 168ZM175 166V167H174ZM225 166H228V167H226L225 168ZM27 167V168H26ZM32 167H36V170L33 168L32 169ZM81 167H83V169L81 168ZM107 167V168H106ZM110 167V171H109V168ZM128 167H130V168H128ZM135 167V168H134ZM141 167V168H140ZM6 168V169H5ZM23 168V169H22ZM29 168V169H28ZM84 168H86V170L84 169ZM89 168L91 169L90 171L92 172H95V170H97V174L96 173H91L90 171H89ZM115 168V169H114ZM118 168V169H117ZM124 168H126V169H124ZM177 168V169H176ZM223 168H225V171L223 170ZM10 169H12V170H10ZM30 169H32V172L30 171ZM42 170V171H40V170ZM54 169V170H53ZM68 171H67V170ZM77 169V170H76ZM83 171H82V170ZM94 169V170H93ZM101 169V170H100ZM107 169V170H106ZM122 169H124V173L126 174V177L124 176L125 174H122L123 173V170ZM134 169V170H133ZM208 169V168H207ZM29 170V172H27V171ZM39 170V171H38ZM49 170V171H48ZM51 170V171H50ZM53 170V171H52ZM69 170H70V172H69ZM73 170L75 171V172H73ZM81 170V171H80ZM103 170V171H102ZM119 170V171H118ZM120 170H121V172H120ZM136 170V171H137ZM214 170V171H213ZM230 170V171H229ZM16 173H15V172ZM35 171V172H34ZM36 171H37V173L39 174L40 172V174H39V176H38V174L36 175L35 173H36ZM55 171V172H54ZM59 173H58V172ZM85 171V172H84ZM87 171H89V172H87ZM104 171H106V172H104ZM109 171V172H108ZM111 171H112V173H111ZM113 171H117L116 173H114ZM139 171V170H138ZM160 171H163V169H161ZM159 171V172H160ZM227 171V172H226ZM18 172V173H17ZM31 172V173H30ZM48 172V173H47ZM51 172V173H50ZM61 172H62V174H61ZM78 172V173H77ZM79 172H80V175H79ZM100 172V174H102V176L101 175H99L98 173ZM108 172V173H107ZM120 172V173H119ZM221 172V173H220ZM231 172V173H230ZM52 173H54V174H52ZM63 173H64V176L65 177H63L62 175H63ZM68 175V176H66V174ZM86 174V175H88V174H92L91 176L90 175H88V176H86V175H84V174ZM105 173V174H104ZM111 173V174H110ZM215 175H214V174ZM20 174V175H19ZM22 174V175H21ZM26 174V175H25ZM34 174V175H33ZM48 174V175H47ZM52 174V175H51ZM70 174V175H69ZM115 174H117L116 175V177L115 176H113V175H115ZM204 174V175H203ZM206 174V175H205ZM213 174V175H212ZM221 174V175H220ZM224 174V175H223ZM237 174V173H236ZM43 175V176H42ZM51 177H50V176ZM76 175V176H75ZM79 175V176H78ZM93 175H94V177H93ZM109 175V176H108ZM120 175V176H119ZM122 175V176H121ZM129 175H131V177L134 179H132ZM172 175V176H171ZM175 175H176V177H175ZM28 176V177H27ZM32 176V177H31ZM33 176H35V178H37L36 180H35V178L33 177ZM59 176V177H58ZM70 176V177H69ZM71 176H73V177H71ZM76 177V179H75V177ZM78 176V177H77ZM83 176H85L84 178H83ZM90 176V177H89ZM105 176V177H104ZM107 176L109 177V178H107ZM112 176L113 177H115L114 179H117V176H119V179L121 180V177H123V179H122V181H120L119 182V179H117V180H115L114 181V179H112ZM136 176H138V177H136ZM197 176H199V177H197ZM216 176V177H215ZM12 177V178H11ZM40 178V180L39 181H37L39 178ZM41 177H42V179H41ZM48 177H49V179H48ZM87 177H89L90 179H91V181H89V178H88V180H86L87 179ZM97 177V178H96ZM101 177H103V178H101ZM128 177V178H127ZM129 177H130V180L132 181V182H135V180L137 181V182H139V185H138V183L136 182L135 184H134V186H136V187H134L133 186V183H132V185H131V181L129 182H127V180L129 179ZM172 177H175V178H172ZM218 177V178H217ZM6 178V179H5ZM78 178H79V180H78ZM82 180H81V179ZM86 178V179H85ZM94 178H96V179H94ZM106 178V179H105ZM127 178V180H125ZM136 178V179H135ZM137 178H138V180H137ZM156 178H158V176L156 177ZM177 178V179H176ZM194 178V179H193ZM227 178V179H226ZM262 178H264V176H262ZM16 179H18V180H16ZM34 179V180H33ZM65 179H67L66 181H65ZM69 179V180H68ZM71 179H75V180H72V182H71ZM85 179V180H84ZM98 179H100V180H98ZM102 179L104 180L103 182H105V183H107V185L104 183V184H102ZM114 181V182H112V180ZM139 179H141V180H139ZM167 179V180H166ZM196 179V180H195ZM198 179V180H197ZM210 179V180H209ZM238 179V180H237ZM28 180V181H27ZM48 180V181H47ZM79 181V182H81L82 183V185H84V181H85V186H82L81 185V183H79V182H77V181ZM84 180V181H83ZM97 180V182H95V181ZM143 180V181H142ZM158 180V181H157ZM170 180V181H169ZM172 180H173V182H172ZM180 180H183V181H180ZM3 181V182H2ZM4 181H6V183L4 182ZM9 183H8V182ZM12 181V183H10ZM18 181V182H17ZM34 181V182H33ZM41 181V182H40ZM53 181V182H52ZM57 181V182H56ZM83 181V182H82ZM87 181H89V183L87 182ZM94 181V182H93ZM109 181V182H108ZM123 181H126L125 183L123 182ZM148 181H149V183H148ZM161 181V182H160ZM163 181L165 182V183H163ZM180 181V182H179ZM185 181V182H184ZM250 181V182H249ZM254 181V182H253ZM28 182V183H27ZM30 182V183H29ZM33 184H32V183ZM61 182V183H60ZM63 182V183H62ZM124 184H123V183ZM146 182V183H145ZM152 184H151V183ZM154 182H156V183H154ZM169 182H170V184H171V186H173V187H171V186H169L168 184H169ZM172 182V183H171ZM181 182H184V183H187L186 185H187V187H186V185L184 184V183H181ZM192 182H195V183H192ZM230 182V183H229ZM20 183V184H19ZM44 183V184H43ZM50 183V184H49ZM56 183V184H55ZM91 183H93V184H91ZM101 183V184H100ZM118 183V184H117ZM120 183H122V184H120ZM127 183V185H129V186H127L126 185V187H125V184ZM129 183V184H128ZM161 183V184H160ZM189 183H192V184H189ZM214 183V184H213ZM235 183H237V184H235ZM5 186H4V185ZM13 184V185H12ZM67 184V185H66ZM71 184V185H70ZM75 184V185H74ZM116 184V185H115ZM142 184V185H141ZM167 184V185H166ZM176 185V186H174V185ZM177 184H179V185H177ZM180 184H183L182 186H180ZM221 184V185H220ZM242 186H241V185ZM247 184V185H246ZM1 185H2V188H1ZM20 185L21 186H24L23 187V189H22V187H20ZM32 185V186H31ZM38 185V186H37ZM52 185V186H51ZM55 185H56V187H55ZM62 185V186H61ZM68 185H70V187L68 186ZM78 185H80V186H78ZM99 185H101V186H99ZM124 186V188H123V186ZM143 185H147V187H145V186H143ZM152 185H153V187H152ZM155 185H157V186H155ZM159 185H160V187H161V185H162V187L160 188L159 187ZM166 185V186H165ZM188 185H189V187H188ZM199 185V186H198ZM201 185V186H200ZM237 185V186H236ZM244 185V186H243ZM250 185H252L251 187H250ZM54 186V191H53V189L51 188V187H53ZM65 186V187H64ZM102 186L105 188H102ZM106 186V187H105ZM139 186V187H138ZM142 186H143V189H140V188H142ZM155 186V187H154ZM169 188H168V187ZM192 186H193V190H192ZM212 186V187H211ZM219 186V187H218ZM222 186V187H221ZM236 186V187H235ZM4 187L6 188L5 190H4ZM20 187V188H19ZM31 189H30V188ZM33 187V188H32ZM44 187V188H43ZM59 187H61L59 190L58 189H56V188H59ZM72 187H74L72 190H70ZM88 187H90V188H88ZM98 187H100L99 189H98ZM114 187H116V188H114ZM132 188V192H131V188ZM150 187V188H149ZM170 187H171V189H170ZM178 188V189H176V188ZM202 187V188H201ZM221 187V188H220ZM238 187V188H237ZM19 188V189H18ZM26 188V189H25ZM38 190H37V189ZM67 188V189H66ZM70 188V189H69ZM85 190H83V189ZM103 190H102V189ZM122 188V189H121ZM128 188V189H127ZM137 188V189H136ZM153 188V189H152ZM164 188H166V189H164ZM172 188L173 189H175V190H172ZM196 188V189H195ZM235 188V189H234ZM249 188H251V189H249ZM18 189V190H17ZM21 189V190H20ZM65 189V190H64ZM75 189V190H74ZM88 189V190H87ZM91 189V190H90ZM122 191H121V190ZM125 189V190H124ZM127 189V190H126ZM153 190V193H152V191L151 190ZM158 190V192H157V190ZM162 189V190H161ZM204 189H206V190H204ZM214 191H213V190ZM217 189L219 190V191H217ZM239 189V190H238ZM248 189V190H247ZM15 190V191H14ZM66 190H67V192H66ZM77 190H78V193H77ZM83 190V191H82ZM90 190V191H89ZM94 190L96 191V193L94 192ZM102 190V191H101ZM104 190H106L105 192H103ZM117 192H116V191ZM136 191V192H134V191ZM140 190V191H139ZM149 190V191H148ZM176 190H180V191H177L176 193H175V191ZM204 190V191H203ZM240 190H243L242 192L240 191ZM256 190V191H255ZM4 191V192H3ZM12 191V192H11ZM21 191V192H20ZM24 191V193H22ZM26 191V192H25ZM37 191V192H36ZM46 191V192H45ZM50 191V192H49ZM56 191V194L55 193H53V192H55ZM71 191V192H70ZM72 191H74L75 192V194H73L74 192H72ZM109 191H110V193L111 194H109ZM118 191H119V193H118ZM144 191V192H143ZM163 191H164V193L165 194H163ZM170 191H172V192H170ZM189 191V192H188ZM200 191V192H199ZM208 191V192H207ZM211 191V192H210ZM216 191H217V193H216ZM5 192H7L6 194H5ZM36 192V193H35ZM63 195L62 197H64L65 199H69V201H70V203L68 202V200H65L64 199V201H63V205H61L62 203H59L61 200H63V198L61 197V194ZM64 192H65V194H64ZM68 192H69V194H71V195H69L68 194ZM91 192V194H89ZM93 192V193H92ZM125 192V193H124ZM129 192H130V194H129ZM141 193L142 195H144V196H142V195H140L139 193ZM145 192H148V193H150L149 195H150V197H149V195H148V193L146 194ZM206 192V193H205ZM210 192V193H209ZM221 192V193H220ZM227 192V193H226ZM11 193V194H10ZM26 193H28V194H26ZM60 194V197L62 198V199H60V197L58 198V196H59V194ZM66 193L68 194V195H66ZM98 193H100L101 194V197H100V195H98ZM103 193V194H102ZM105 193H108V194H105ZM113 193V194H112ZM135 193H136V195H135ZM175 193V194H174ZM203 193H204V195H203ZM4 196H3V195ZM17 194V195H16ZM20 194H22L21 196H20ZM41 194V195H40ZM83 195V194H85L84 195V197H86V198H84V197H82V196H80V195ZM93 194H96V195H94V196H96V197H100V198H96V200H95V197L94 198H92L93 197ZM105 194V195H104ZM116 194H118V195H120L121 196V201L119 200L120 198V196H116ZM158 194V195H157ZM169 194H171V195H169ZM216 194H218V195H216ZM233 194V195H232ZM257 194V195H256ZM8 197H7V196ZM10 195H11V197H10ZM58 195V196H57ZM75 195V196H74ZM79 195V197H77L76 198V196H78ZM104 195V197H105V199H107V201H106V203L108 204V206L110 207V208H108V206L106 207L105 205H107V204H105L104 205V207L106 208V210H104V208L101 210L103 213H104V217H103V213L101 212V211H99L98 213H96V212H94V211H97L96 209H97V205L98 204H96L95 202H97V201H99V200H101V198H102V196ZM107 195V196H106ZM111 195L113 196V197H111ZM114 195H115V197L116 198H114ZM122 195L124 196V197H126L125 198V200H123V198L124 197H122ZM129 195H130V197H129ZM133 197H132V196ZM138 195H140V196H138ZM151 195L153 196V197H151ZM161 195H163V196H161ZM168 196L167 198H166V196ZM172 195H173V198H172ZM222 195V196H221ZM235 195V196H234ZM239 195V196H238ZM6 196V197H5ZM19 196V197H18ZM43 196V197H42ZM49 196V198H47L46 199V197H48ZM72 196H74V197H72ZM136 196H138V197H142L141 199H142V201H143V199H144V201L143 202H141V200H140V198H139V200H138V197H136ZM146 196V198H144ZM154 196H156V197H154ZM180 196V197H179ZM208 196V197H207ZM227 196V197H226ZM40 197V198H39ZM52 197V198H51ZM69 197H71V198H69ZM111 197V198H110ZM161 197V198H160ZM163 197V198H162ZM217 197V198H216ZM238 197V198H237ZM245 197H247V198H245ZM21 198V199H20ZM25 198V199H24ZM51 198V199H50ZM78 199V198H80V199H78V200H76V199ZM83 198V199H82ZM91 198H92V202H91ZM128 198H130V199H128ZM132 198V199H131ZM154 200V201H152L153 203H154V206H152L153 204H151L152 202H151V200ZM159 198L161 199L160 201H159ZM170 198H172V199H170ZM175 198V199H174ZM177 198V199H176ZM180 198H181V200H180ZM199 198H200V200H199ZM224 200H223V199ZM10 199V200H9ZM12 199V200H11ZM20 201H19V200ZM23 199V200H22ZM33 201H32V200ZM35 199V200H34ZM43 199H46V201H44ZM87 199V200H86ZM94 199V200H93ZM98 199V200H97ZM128 199V200H127ZM164 199H166V200H164ZM189 199V200H188ZM228 199V200H227ZM43 200V201H42ZM48 200H50V202L48 201ZM54 200V201H53ZM56 200V201H55ZM59 200V201H58ZM76 200V201H75ZM115 200V201H114ZM116 200H119L120 202H116ZM125 201V202H128L127 204H124L123 203V201ZM127 200V201H126ZM129 200H130V202H129ZM133 200V201H132ZM134 200H137L136 201V203L138 204V205H136L135 204V202H134ZM156 200H158V202L156 201ZM179 200V201H178ZM206 200V201H205ZM227 200V201H226ZM237 200V201H236ZM8 201V202H7ZM31 201V202H30ZM58 201V202H57ZM68 202V203H66V202ZM87 201V202H86ZM89 201L91 202V203H89ZM111 201H113L112 203H111ZM163 201H165V203L163 202ZM174 201V202H173ZM176 201V202H175ZM178 201V202H177ZM182 203H181V202ZM187 201H188V203H187ZM224 201V202H223ZM22 204H21V203ZM29 202V203H28ZM34 203V205H33V203ZM36 202V203H35ZM49 204H48V203ZM52 202V203H51ZM54 202V203H53ZM55 202H57V203H55ZM62 202V201H61ZM88 203V204H86V203ZM108 202H110V203H108ZM132 202V203H131ZM139 202H141L142 204H140ZM149 202H151V203H149ZM172 202H173V204H172ZM195 202H197V204L195 203ZM202 202V203H201ZM19 203V204H18ZM28 203V204H27ZM47 203V204H46ZM95 203V204H94ZM98 203V202H97ZM122 203H123V207H122ZM157 203V204H156ZM163 203V204H162ZM180 203V204H179ZM185 203V204H184ZM199 203V204H198ZM225 203V204H224ZM27 204V205H26ZM43 204V205H42ZM44 204H45V206H44ZM59 206H58V205ZM72 204H74V205H72ZM76 204H78V206L76 205ZM85 204V205H84ZM92 204V205H91ZM93 204L94 205H96L95 206V210L92 208V206H93ZM112 204V205H111ZM119 204V205H118ZM121 204V205H120ZM129 204H130V206H132L133 205V207L132 208H130L129 207ZM148 204V205H147ZM150 204V205H149ZM165 204V205H164ZM167 204V205H166ZM177 204H178V206H177ZM181 204H182V206H181ZM184 204V205H183ZM229 204H231V205H229ZM11 207H9V206ZM13 205V206H12ZM14 205H18V206H14ZM32 205V206H31ZM48 205H50V206H48ZM86 205H88V207H91L92 209V211H93V213H92V211H90L89 209L90 208H88ZM3 206V207H2ZM26 206V207H25ZM27 206H29V207H27ZM48 206V207H47ZM53 207V209H52V207ZM74 206V207H73ZM77 206V209L78 210H76V209H74L75 207ZM81 206V207H80ZM83 206H85L84 208H82ZM116 206H118V207H116ZM125 206H128V208H129V210H128V208L127 207H125ZM136 206H138V207H136ZM175 206V207H174ZM187 206V207H186ZM229 206V207H228ZM6 207V208H5ZM24 207V208H23ZM49 207H51V208H49ZM61 210H59L58 208ZM66 207H67V209H66ZM72 207H73V210H72ZM87 207V208H86ZM157 207V208H156ZM258 207V208H257ZM12 208H19L20 209V211L21 210H23V212H24V214L25 215H23V212H22V220H23V222H21V219L19 218V217H17L16 218V215L14 214V209H12ZM37 208H39V209H37ZM41 208V209H40ZM46 208V209H45ZM64 208V209H63ZM112 209V212H110V210H108V209ZM116 208V209H115ZM122 208V209H121ZM124 208V209H123ZM133 208H135V209H133ZM137 208H138V213L136 212L137 211ZM140 208V209H139ZM179 208V209H178ZM214 208V209H213ZM11 209V210H10ZM34 209H36V210H34ZM54 209H57L58 210V212H57V210H54ZM69 209V210H68ZM71 209V210H70ZM87 209V210H86ZM161 209V210H160ZM181 209V211L182 210H184V212L182 213L181 211H179ZM206 209V210H205ZM211 209V210H210ZM213 209V210H212ZM233 209V210H232ZM254 209H255V211H254ZM258 209H260V211H261V213H259L260 211L258 210ZM2 210V211H1ZM6 210V211H5ZM37 210H38V213H37ZM104 210V211H103ZM203 210V211H202ZM217 210V211H216ZM227 210V211H226ZM263 210V209H262ZM34 211H36V212H34ZM46 211V212H45ZM52 212V213H50V212ZM55 211V212H54ZM67 211V212H66ZM114 211H116V212H114ZM119 211H121V212H119ZM124 211H127L126 212V214H125V212ZM130 211V212H129ZM133 211V212H132ZM153 211V212H152ZM169 211V212H168ZM214 211V212H213ZM30 212V213H29ZM33 212V213H32ZM71 212V213H70ZM73 212V213H72ZM75 212H76V214H75ZM83 212V214H86V216L85 215H81L80 213H82ZM84 212H86V213H84ZM108 212H110L108 215H107V213ZM114 212V213H113ZM119 212V213H118ZM129 212V213H128ZM132 212V213H131ZM136 212V213H135ZM182 213L183 214V216H185V217H183L180 213ZM186 212V213H185ZM221 212V213H220ZM255 212H257V213H255ZM5 213H6V215H5ZM27 213V214H26ZM32 213V214H31ZM89 213V214H88ZM97 215H96V214ZM102 213V214H101ZM105 213H106V215L108 216H105ZM125 215H124V214ZM146 213V214H145ZM152 213V214H151ZM190 213V214H189ZM212 213V214H211ZM34 214V215H33ZM45 214V215H44ZM46 214H48V216L46 215ZM74 215V216H71V215ZM91 214V215H90ZM92 214L95 216V218H93V216H92ZM98 214H100L99 216H98ZM110 214H111V216H110ZM115 214V215H114ZM124 216H126V217H128V218H126V217H124ZM136 214H138V217H137V215ZM150 214V215H149ZM180 214V215H179ZM205 214V215H204ZM216 214V215H215ZM239 214V215H238ZM15 215V216H14ZM27 215H32L33 216V218L31 217V216H28V218H29V220H28V223L29 224H27L25 221H27V218H26V216ZM51 216V218H49L50 216ZM81 215V217H79V218H83V219H80V221H78V223H80V224H78L77 223V220H78V216H80ZM92 216L91 217V219L88 217V219L86 218L87 216ZM102 215V216H101ZM121 215V216H120ZM132 215H134V216H132ZM136 215V216H135ZM152 215V216H151ZM155 215V216H154ZM168 217H167V216ZM178 215V216H177ZM233 215V216H232ZM263 215V216H262ZM47 216V217H46ZM83 216V217H82ZM114 218H113V217ZM119 216V217H118ZM149 216V217H148ZM154 216V217H153ZM165 216V217H164ZM171 218H170V217ZM180 216H182L183 217V219H181L182 217H180ZM186 216H187V218H186ZM190 216V217H189ZM253 216L255 217V220L253 219ZM261 216V217H260ZM7 217V218H6ZM41 217V218H40ZM43 217V218H42ZM73 217V218H72ZM102 217V218H101ZM106 217H107V219L109 220V217H110V220H111V217L113 218L112 219V221H110L109 220V222H108V220H107V222H106ZM120 217H121V219H120ZM136 217V218H135ZM140 217V218H139ZM146 217V218H145ZM158 217V218H157ZM167 217V218H166ZM176 217L178 218V219H176ZM179 217H180V219H179ZM200 217V218H199ZM210 217V218H209ZM222 217V218H221ZM5 218V219H4ZM31 218V219H30ZM54 218H55V220H54ZM77 218V219H76ZM92 218L94 219L93 221H92ZM103 218H105L104 220H102ZM152 218V219H151ZM157 218V219H156ZM240 218V219H239ZM260 218V219H259ZM261 218H263V219H261ZM35 219H36V217H35ZM34 219V220H35ZM57 219H58V221H57ZM72 219H74V220H72ZM101 219V220H100ZM150 219V220H149ZM153 219H155V220H153ZM168 219V220H167ZM192 219V220H191ZM200 219V220H199ZM210 219V220H209ZM219 219V220H218ZM251 219V220H250ZM81 220H82V224H81ZM90 220V221H89ZM117 220V221H116ZM121 220V221H120ZM125 220V221H124ZM130 222H129V221ZM132 220V221H131ZM141 220V221H140ZM152 220V223L150 222ZM157 220H160L159 221V224L157 223L158 221ZM196 220V221H195ZM229 220V221H228ZM253 220V221H252ZM17 221V222H16ZM20 221V222H19ZM61 221H63V222H61ZM74 221V222H73ZM75 221H76V223H75ZM114 221V222H113ZM129 222L128 224H127V228H128V230L130 231H128V230H126V226H124L123 224H125L126 225V223L127 222ZM149 221V222H148ZM156 223H155V222ZM169 223H168V222ZM178 223V224H176V222ZM181 221V222H180ZM222 221V222H221ZM237 221V222H236ZM240 221V222H239ZM251 223H250V222ZM37 222V223H38ZM42 222V223H41ZM100 222V223H99ZM101 222H102V224H104L103 226H102V224H101ZM104 222H106V223H104ZM111 222H113L114 223V225H113V223H112V225H110L111 224ZM138 224H137V223ZM145 222H148V223H146L145 224ZM154 222V223H153ZM162 222V223H161ZM174 222V223H173ZM180 222V223H179ZM212 222V223H211ZM17 223V224H16ZM48 223V224H47ZM52 223V224H51ZM59 223H60V225H61V223H62V225L60 226L59 225ZM64 223L66 224V225H64ZM122 223V224H121ZM134 223V224H133ZM136 223V224H135ZM167 223V224H166ZM10 225L9 227H10V230L8 229V225ZM78 224V225H77ZM107 226H106V225ZM118 224V225H117ZM149 224H150V226H149ZM151 224H153V226L155 227L156 225H157V228L155 227H151L152 225ZM215 224V225H214ZM248 224V225H247ZM255 224V225H254ZM7 225V226H6ZM24 225V226H23ZM32 225V226H31ZM52 225V226H51ZM110 227H109V226ZM136 225V226H135ZM174 225V226H173ZM176 225L178 226V228L179 229H175V227H176ZM26 226H28V227H26ZM29 226H31V227H29ZM45 226V227H44ZM66 226V227H65ZM107 228H106V227ZM112 226V227H111ZM114 226V227H113ZM122 226H124V227H122ZM147 226V227H146ZM180 226V227H179ZM204 226V227H203ZM245 226V227H244ZM263 226V227H262ZM15 227V228H14ZM44 227V228H43ZM63 227V228H62ZM102 227H104V229H108V231L109 232H107V231H105ZM122 227V228H121ZM136 228V229H134V228ZM138 227H139V230H138ZM236 227V228H235ZM242 227V228H241ZM246 227H248V228H246ZM44 230H43V229ZM61 228V229H60ZM64 228H66V229H64ZM111 228V229H110ZM141 228V229H140ZM143 228H144V230H143ZM148 230H147V229ZM152 228V229H151ZM177 228V227H176ZM201 228H205V231H204V229H201ZM230 228V229H229ZM24 229V230H23ZM64 229V230H63ZM111 230V232H110V230ZM116 229V230H115ZM124 229V230H123ZM163 229V230H162ZM165 229V230H164ZM181 229V230H180ZM189 229V230H188ZM256 229V230H255ZM15 230V231H14ZM31 230V231H30ZM99 230H100V232H99ZM113 230V231H112ZM178 230V231H177ZM167 231V232H166ZM175 231H176V234H180L181 236L182 235H184V236H182V237H180L179 235H176L175 234ZM199 231H201V232H199ZM235 231V232H234ZM242 231V232H241ZM92 232V233H91ZM149 232V233H148ZM178 232V233H177ZM19 233H21L20 235H19ZM29 233V234H28ZM42 233H43V235H42ZM200 233H202V234H200ZM10 234V235H9ZM74 236H73V235ZM77 234V235H76ZM111 234V235H110ZM113 234V235H112ZM128 234V235H127ZM172 234V235H171ZM174 234V235H173ZM231 234V235H230ZM246 234V235H245ZM25 235V236H24ZM65 235V236H64ZM73 237H72V236ZM75 235L78 237V238H76L75 237ZM156 235V236H155ZM170 235V236H169ZM187 235V236H186ZM202 235V236H201ZM205 237H204V236ZM49 236H51V237H49ZM69 236V238H71V239H69V238H67ZM102 236H103V238H102ZM113 236H114V238H113ZM220 236V237H219ZM238 236V237H237ZM66 237V238H65ZM112 237V238H111ZM125 237V238H124ZM126 237H127V239L129 240H127L126 239ZM184 237V238H183ZM185 237H187L186 238V240H185ZM200 237H201V239H200ZM204 237V238H203ZM207 237V238H206ZM215 237V238H214ZM229 237V238H228ZM11 238H12V240H11ZM178 238V239H177ZM182 239V240H180V239ZM206 238V239H205ZM231 238V239H230ZM8 239V240H7ZM50 239H52V240H50ZM68 239V240H67ZM114 240L115 241V244L116 245H113L114 244V241H113V243H112V240ZM187 239H188V241H187ZM198 239V240H197ZM204 241H203V240ZM228 239V240H227ZM38 241L40 240V242H41V240L42 239H37ZM67 240V241H66ZM70 240V241H69ZM109 240V241H108ZM183 240H185V242H183ZM50 241V242H49ZM108 241V242H107ZM122 241V242H121ZM137 241V242H136ZM187 241V242H186ZM106 242V243H105ZM123 242H125V243H123ZM239 242V243H238ZM53 243V244H52ZM109 243H111V244H109ZM128 243V244H127ZM131 243V244H130ZM139 243H142L141 245L139 244ZM184 243V244H183ZM238 243V244H237ZM260 243V244H259ZM52 244V245H51ZM130 244V245H129ZM111 245V246H110ZM132 245H133V249L135 250L136 249V251H137V253L139 254L140 253V258H139V260H135V261H126V260H122V261H110V262H107V259H106V252L108 251V252H110L111 250L109 249V248H121V249H123L124 247H126V248H131L132 249ZM253 245V246H252ZM83 246V247H82ZM106 248H105V247ZM117 246V247H116ZM137 246V247H136ZM141 246V247H140ZM247 246V247H246ZM250 246H251V248H250ZM260 246V247H259ZM33 247V248H32ZM108 247V248H107ZM153 247V248H152ZM242 247V248H241ZM42 248H44L43 250H42ZM114 248V249H115ZM237 248V249H236ZM239 248H241L240 250H238ZM249 248V249H248ZM260 248H261V250H260ZM156 250V252H155V250ZM231 249V250H230ZM256 249V250H255ZM29 250H33L32 252H30ZM183 250V251H182ZM234 250V251H233ZM245 250V251H244ZM252 250H254V251H252ZM84 251V252H83ZM140 251V252H139ZM141 251H142V253H141ZM152 251H154V253L152 252ZM165 251H166V253H165ZM169 251V253H167ZM178 252L179 254H180V256H179V254L178 253H176V252ZM188 253H187V252ZM227 251V252H226ZM236 251H239V252H236ZM240 251H242L241 253H240ZM244 251V252H243ZM107 252V253H108ZM150 252V253H149ZM158 252V253H157ZM172 252H174V253H172ZM204 252V253H203ZM216 252V253H215ZM247 252V253H246ZM248 252H251V253H248ZM144 253H145V258H144ZM165 253V254H164ZM174 254V255H176L177 256V254H178V256H179V258H178V256H177V258H176V256L174 257V255H170V254ZM183 253H185V257H183ZM225 253V254H224ZM235 253V254H234ZM237 253V254H236ZM239 253V254H238ZM243 253V254H242ZM253 253V254H252ZM258 253V254H257ZM96 254V255H95ZM98 254V255H97ZM151 256H150V255ZM154 254V255H153ZM161 254H162V256H161ZM196 256H194V255ZM201 254V255H200ZM207 254V255H206ZM260 254H262V256L260 255ZM167 255V256H166ZM168 255H169V257H168ZM236 255V257H234V256ZM239 255V256H238ZM101 256V257H100ZM157 256V257H156ZM173 256V257H172ZM183 257V259H182V257ZM246 256V257H245ZM252 256V257H251ZM254 256V257H253ZM259 256V257H258ZM98 257H100V258H98ZM194 257V258H193ZM205 257V258H204ZM239 257V258H238ZM244 257V258H243ZM38 258V260H36ZM167 258H170V259H167ZM176 258V259H175ZM195 258H196V260H198V262L195 260ZM203 258V259H202ZM210 258H211V261H210ZM238 258V259H237ZM243 258V259H242ZM255 258V259H254ZM109 259H111V258H109ZM154 261H153V260ZM161 259V260H160ZM179 259H182V260H180L179 261ZM192 259H193V262L194 263H192L191 261H192ZM209 259V261L210 262H206L207 260ZM227 259V260H226ZM237 259V260H236ZM239 259H241V260H239ZM245 259V260H244ZM261 259L263 260V261H261ZM141 260V261H140ZM146 260V261H145ZM158 260V261H157ZM168 260V261H167ZM169 260H170V262H169ZM172 260V261H171ZM204 260V261H203ZM206 260V261H205ZM215 260V261H214ZM217 260V261H216ZM223 260V261H222ZM230 260H231V262H233V263H231L230 262ZM236 262H235V261ZM38 261H39V263H38ZM89 261H92V262H94L95 261V259L94 258H91V259H89ZM161 261H163V262H161ZM220 261V262H219ZM222 261V262H221ZM258 261V262H257ZM50 262V263H49ZM103 262V263H102ZM118 262V263H117ZM175 262V263H174ZM177 262H179V263H177ZM180 262H182V263H180ZM186 262V263H185ZM206 262V263H205ZM230 262V263H229ZM45 262H43V264H44ZM48 264H56V263H52L51 261H48L47 262Z\"/></svg>", "mask_w": 264, "mask_h": 264}, {"label": "bare ground", "instance_id": "bare-ground-1", "mask_svg": "<svg viewBox=\"0 0 264 264\" xmlns=\"http://www.w3.org/2000/svg\"><path fill=\"white\" fill-rule=\"evenodd\" d=\"M45 1V0H44ZM46 1H48L49 2V0H46ZM55 1V0H54ZM57 1V0H56ZM68 1V0H67ZM66 1V2H67ZM93 1V0H92ZM92 1H91V3H92ZM97 1V0H96ZM115 1V3H116V1L117 0H114ZM132 0H121L120 2L122 3H124V2H126V4L128 3H130ZM135 1V0H134ZM133 1V2H134ZM159 1H161V0H141V1H137V3L135 2V6H133L132 8H131V12H129L130 10L129 9H127L128 8V6H127V8H126V6L124 5V6H122L121 5V3H120V5H118V3H117V5H118V7H116L117 5L115 4V3H113V4H115V5H113L112 4V9H108L107 11H108V13H107V15H106V13L104 12V10L106 9V8H104L102 11L105 13V15L107 16V17H109V13H111V11L109 12V10H113L115 7H116V9L117 8H119V9H121V11H122V9H124V12L125 11H127V10H129L128 12V14H130L131 15V18L129 19V21H128V25H127V23L126 24H124L123 23V25L124 26H130L131 28H133L134 30H135V32H134V34H132L131 36H130V38H128L129 39V41L128 42H130L129 44L131 45V42L133 43V42H136V41H138V39L144 34V33H147V32H153L152 30L154 29L155 31V33H156V31H159L160 32V35L158 36V37H153L152 39H151V42L152 43H154V45L156 44V45H158L159 46V44L160 43H162V44H160V46H162L163 47V45L164 46H166L168 43H169V41H173L172 43L174 44V43H176V42H174V41H178L179 43H180V41H182L183 43L184 42H186V41H189L190 42V44H188V48L185 50L184 48H185V46H184V44H182V43H180V44H178V45H176V46H178L179 47V50H175L174 48H172L171 47V45H170V47H171V51H173V54H171V57H170V61H175V59H178V55L179 54H181L180 52L181 51H186V55L183 57V59L182 60H180L179 62H176L177 63V67L175 68V69H180L181 71H182V73L179 75V74H170V73H172L171 71H170V73H169V75L168 74H165V73H163V72H159V69H157L156 67L154 68V69H151L150 70V72L148 71V73L146 74V73H144V70H143V73L142 72H140V70H136L137 71V73L136 74H133L134 76H132L133 77V79L132 80H130L129 79V82L131 81V82H133L134 84H135V86H140L138 89V91L136 92L135 91V93H131L130 92V95H126L127 93H125V92H123V91H106L105 90V86L102 88V87H100V86H103V84H101V85H98L99 84V82H97V84L96 85H94L93 84V86L90 88V90H85V92L86 93H88V94H90L91 96H89V95H87L86 96V99L84 100V103H83V96L81 95V94H79V95H77L75 92H76V90H75V92L73 91V92H71V94L70 95H72V93H74L73 95L75 96V97H77L76 99H75V97H69V98H67L68 99V101H63V99H64V97L66 96H62L63 94H66V93H68L69 94V92L68 91H65L66 90V88H65V90H63L62 89V87H64V86H66V83H67V79H69L70 78V76L72 75L71 73V75L69 74V78H62V84L63 85H58L59 86V88L57 87L56 89L55 88H53L54 90H51V91H53V92H51V93H53L52 94V98H50V100H49V104L47 105L46 104V101L44 100V99H46L45 98V95L46 94H48V93H46L43 97H44V99L43 100H41L40 99V97H39V94H38V92H37V94H38V97H36V99L35 100H32L31 101V97L29 96V95H26V96H21L20 94V96L18 97V98H20V97H22L23 99H24V102L27 104V103H29V100L32 102H30V104H33L34 103V101H35V107H32V106H30V107H32V109L34 110V109H38V111H37V113H36V111H35V113L34 114H36V116H37V114L39 113V112H41L40 114L42 115L43 113H44V115L46 116L45 118L46 119H48V120H46L47 122L49 121V126L46 124V125H44V127L46 126V127H48V130L46 131V132H44V131H41V133H42V135H40L39 134V136H40V138H41V140H44L42 143H45V140L47 141H51V139L55 142V141H57V142H59L60 140H61V138H62V136L64 135V136H66L65 138L66 139H62L63 140V142H66L68 145H71V144H74V142H76L77 143V141L79 142V140L82 142V140L81 139H85L84 141H85V145H87V144H90V142L94 139V141L95 140H97V138H100L102 135V137L103 138H101L102 139V143H103V145L102 144H100V143H98V144H100L99 146H101V147H99L101 150H103V149H106L107 147H109V148H107V149H111V148H113V150L112 151H114L115 152V154H117V155H121V159H122V157H123V159L122 160H125L126 159V162H127V165L129 164V163H131L132 165H133V163L134 164H137V163H144L145 165H143V166H145V167H143V169L141 170V169H135V171H132V170H128V169H126V168H124V169H126L127 171H128V173L127 174H131V175H133L134 177H135V175H139V178H140V176H143V178L144 179H147V180H149V181H151V182H153L152 180H154V178H155V180L156 179H160V180H162V179H164L166 176H167V174L169 175V173H174V171H172V172H167L166 170H168L169 168H171V167H169V168H165V167H163V163L164 162H166L164 165H167V162H170L169 160L170 159H172V162H173V159L174 160H176L177 162H179V163H177V164H179V166L176 164V166H178L179 168L175 171V172H177L178 174H176L177 176H178V178H181V179H183V180H188L189 179V182H190V178L193 176V174L194 175H197L196 174V172L198 173L199 172V174H201L200 173V171L201 172H204V168H202L201 167V165L202 164H208L207 166H206V168H205V173H206V171H208L212 166H214V168L215 169H220L221 167H222V165L224 166V164L225 163H227V161L229 160V158L231 157L232 158V155H235V154H241V153H243V154H245L247 151H248V148H246L248 145H246L245 143H243V141H241V140H239V139H236V141H234V143L232 144L231 143V141H230V145L229 144H226V143H228V141H227V139L225 138V140H226V142L224 141V139H216V140H213L212 138H213V136L211 135L212 133H214L216 130L218 131L220 128V125H216L219 129H217V127H216V130H214L213 132H211V133H208V136L207 137H204L205 135H203V136H201V137H199L198 135L197 136H193L192 134L194 133V134H197V133H195L194 131H193V133L191 134V131L188 129V128H190L191 127V129L193 128V127H195L198 123H200V122H198L199 121V119H200V117H203L204 115H206V117H208V118H217V117H219L218 118V121H219V119H222L221 120V122H226L227 120H228V122H232V120L231 119H234L236 122H238V123H242V121L244 122V123H246V124H248V125H255L256 127L258 126V128H259V126L260 127H262V129H264V48L262 47V46H258V47H256V48H254V50H251V52H250V48L248 49V47H249V45H251V44H255V46L256 45H258V44H262L263 43V46H264V0H242V2H244V3H242L241 2V4H240V1L239 2H236V0H230V1H226V0H214V2L217 4V5H215V6H212L213 8L214 7H216V8H214V10H212V7H211V3H212V1L213 0H199V2L197 3V1H195V4H193V3H191V2H189L190 0H167V3L166 2H163V3H165V6H163L162 8H161V6L159 7V8H155L156 6H154L157 2H159ZM211 1V2H210ZM224 1H226V3H223ZM257 1H259V4L260 5H258V6H256L258 3H257ZM3 2V1H2ZM16 2H19L18 0H12V2H11V6H9L8 8H6L5 10H6V12L7 11H10V12H8V13H10V15L12 16V15H17L16 17H13V18H11L10 19V17H9V19H5L4 20V22L3 21H0V54H3V55H5L6 53H8V51H10V50H12V49H14V45H15V48H16V46H21L20 45V43L21 44H23L24 43V39L22 38V39H20L21 38V36L20 37H14V38H16V40H13V35L15 36V35H17L18 33H22L24 30L23 29H25V30H27V29H29V28H31V25L29 24V23H27V21L25 22L24 20L25 19H28V18H25V17H28L27 15H26V13H30V12H32V15L30 14V16H33V10H35V8H36V6H35V4H38L39 3V1L38 0H24L23 1V3H21V4H23V7L21 6V8H20V6H19V8H18V6H17V8H15L14 6L16 5V4H18V3H16ZM40 2H41V0H40ZM84 2V1H83ZM94 2V1H93ZM107 2V1H106ZM178 2H181V4L183 3V5L184 6H175V4L174 3H177L178 4ZM6 2H4V4H5ZM43 4H45L44 2H42ZM41 3V4H42ZM55 4L56 3H58V2H54ZM110 3V2H109ZM161 3V2H160ZM257 3V4H256ZM60 4H62V3H60ZM64 4V3H63ZM66 4V3H65ZM73 4H76V3H72V5L71 6H73ZM98 4V3H97ZM107 5H105V3H104V5L105 6H107L108 7V3H106ZM162 4V3H161ZM160 4V5H161ZM214 4V3H213ZM212 4V5H213ZM7 5V4H6ZM46 5V4H45ZM45 5H43L44 7H43V9L45 8ZM50 6V3H48L47 4V6ZM53 5V4H52ZM79 5V4H78ZM90 5V4H89ZM1 6L3 7L4 5H2L1 4ZM8 6V5H7ZM6 6V7H7ZM48 6V7H49ZM92 6V5H91ZM97 6H99V5H97ZM1 7V8H2ZM14 7V8H13ZM38 7V6H37ZM61 7H63V5L61 6ZM69 7V6H68ZM78 7V6H77ZM154 7V8H153ZM5 8V7H4ZM54 8V7H53ZM71 8V7H70ZM69 8V9H70ZM80 8V7H79ZM78 8V9H79ZM87 8V7H86ZM85 8V9H86ZM101 7L99 6V9H100ZM110 8V7H109ZM12 9H17V10H15V11H13ZM40 9V11H41V7L39 8ZM58 9V8H57ZM60 9H62V8H60ZM63 9H65V8H63ZM62 9V10H63ZM95 9V8H94ZM4 9H3V11H5ZM11 10L13 11V12H11ZM75 10V9H74ZM82 9H80V11H81ZM93 10V9H92ZM115 10V9H114ZM118 10V9H117ZM2 11V12H3ZM40 11L38 10V11H36V12H38V15H42V16H44L42 13H40ZM44 11H45V9H44ZM51 11H53L52 9H51ZM55 11H58V10H55ZM65 11V10H64ZM71 11H72V9H71ZM79 11V10H78ZM89 11H90V8H89ZM98 11V10H97ZM214 12L215 14H217V16L214 18V19H210V17H209V20H207V22H205L204 24H203V22H204V18L207 16V15H209V13L210 12ZM48 12V11H47ZM46 12V14H48ZM85 12H86V10H85ZM115 12V11H114ZM0 13H1V11H0ZM17 13V14H16ZM81 13V12H80ZM90 13V12H89ZM119 12H117V14H118ZM123 13V12H122ZM2 14V13H1ZM4 14V13H3ZM2 14V16L3 17H6V18H8L7 16L9 15V14H7V13H5L4 15ZM51 14V13H50ZM53 14V13H52ZM55 14V13H54ZM53 14V15H54ZM57 14V13H56ZM55 14V15H56ZM58 14H60L61 15V13L59 12ZM81 14H83V13H81ZM103 14V13H102ZM112 14V13H111ZM110 14V15H111ZM116 13H114V15H115ZM126 15L125 17H127V16H129V15ZM213 14V13H212ZM214 14V15H215ZM87 15V14H86ZM88 15H90V14H88ZM113 15V14H112ZM119 15H121V14H119ZM125 15V14H124ZM169 15H171V17H172V19H163V20H157V22L154 24V23H152V22H154V19L155 18H163V17H167V16H169ZM220 15H222V17H219ZM237 15V16H236ZM2 16H1V18H2ZM21 16H23V18H24V20H22L21 19V21L18 19V18H20ZM39 16V17H40ZM46 16V15H45ZM44 16V17H45ZM50 16V15H49ZM48 16V17H49ZM59 16V15H58ZM65 16H66V14H65ZM64 16V17H65ZM68 16H69V14H68ZM71 16V15H70ZM81 16V15H80ZM92 16H93V14H92ZM102 16V15H101ZM211 16V18H213L212 17V15H210ZM38 17V16H37ZM47 17V16H46ZM51 17V16H50ZM53 17V16H52ZM51 17V18H52ZM90 17V16H89ZM107 17H105V18H107ZM111 17H116V16H111ZM170 17V16H169ZM40 18H42V17H40ZM51 18H49V20H51ZM54 18V17H53ZM59 18V17H58ZM67 18V17H66ZM69 18H71V17H69ZM69 18H67L68 20H69ZM76 18V17H75ZM88 18V17H87ZM92 18H94V17H92ZM104 18V19H105ZM123 18V17H122ZM128 18V17H127ZM3 19V18H2ZM1 19V20H2ZM36 19V18H35ZM34 19V20H35ZM45 19V18H44ZM43 19V20H44ZM48 19V18H47ZM46 19V20H47ZM56 19V18H55ZM67 19H65V21H67ZM71 19H73V18H71ZM86 19V18H85ZM90 19V18H89ZM116 19H117V17H116ZM124 19H126V18H124ZM208 19V18H207ZM30 20H32V18L30 19ZM38 20H40V19H37V23L39 22ZM44 21L45 23V26L46 25H48L49 23L51 24V22H48V21ZM57 21H58V19H56ZM76 20H78V18L76 19ZM79 20H81V19H79ZM93 20V19H92ZM94 20H95V18H94ZM99 20V19H98ZM101 20H103V18L101 19ZM108 20H109V18H108ZM107 20V21H108ZM119 20V19H118ZM117 20V24H118V22L121 20H119L118 21ZM192 20H195V23H196V26L194 25V26H191L190 27V30H188V32L185 34V30L183 31L184 33H182V34H185L184 36H183V38H181L180 39V34L179 35H176V36H173V34H170L169 33V31H171L172 32V30L176 27H179V26H181L183 23H185V21H187L186 23H188L189 24V22H191ZM61 21V19L59 20V22ZM65 21H63L64 23H65ZM110 21V20H109ZM109 21H108V23H109ZM114 21V20H113ZM113 21H112V23H113ZM121 21H123V20H121ZM155 21H156V19H155ZM3 22V23H2ZM30 22V21H29ZM54 22V21H53ZM62 22V23H63ZM75 22V21H74ZM73 22V23H74ZM77 22V21H76ZM79 22V21H78ZM82 22H85V21H82ZM87 22H90V21H87ZM93 22H95V21H93ZM104 22V21H103ZM115 22V21H114ZM36 23V24H37ZM58 23V22H57ZM62 23H59V24H57L58 26L60 25V24H62ZM80 23L81 22H79V25H80ZM96 23V22H95ZM105 23V22H104ZM33 24V23H32ZM40 24V23H39ZM111 24V23H110ZM191 25H193L192 23H190ZM234 24H235V26H234ZM38 25V24H37ZM53 25V24H52ZM55 25L56 24H54L53 26V28L54 29H57L58 28V26H57V28L55 27ZM70 26H71V24H69ZM73 25V24H72ZM88 25H90V24H88ZM115 25V24H114ZM172 25L174 26L173 27V29L171 30L169 27L171 26L172 27ZM44 26V25H43ZM42 26V24H41V28L43 27ZM49 26V25H48ZM62 26V25H61ZM65 26H66V24H65ZM95 26V25H94ZM98 26V25H97ZM118 26H119V24H118ZM122 26V25H121ZM188 25L186 24V27H187ZM221 26H223L224 28H227V27H229L228 29H225V33L226 32H230L229 30L230 29H232V28H234V27H237V29H238V32H236V34L235 33H233V36H235V35H237V40L235 39V41L234 42H230L229 41V43H226L227 44V46L228 47H226V46H221L219 43H217L216 44V40H215V38H216V36H215V34H216V32H217V29L219 28V29H221L222 27ZM33 27H35V24H34V26ZM75 28L77 27V26H74ZM83 27V26H82ZM106 27H107V29H110V28H108V25L106 24ZM111 27H112V25H111ZM256 27H259L258 28V30L257 31H255L254 32V34L252 33H250V31H252V30H255L254 28H256ZM38 28H40V25H39V27ZM48 28V27H47ZM49 28H51V27H49ZM60 28H62V27H60ZM73 28V27H72ZM85 28H87L86 26H85ZM89 28V27H88ZM91 28V27H90ZM103 28V27H102ZM105 28V27H104ZM125 28V27H124ZM183 28V27H182ZM184 28H185V25H184ZM32 29V28H31ZM63 29H65V28H63ZM74 29V28H73ZM72 29V30H73ZM93 29V28H92ZM92 29H90V30H92ZM96 29H98V27L96 28ZM95 28L93 29V30H96ZM106 29V28H105ZM115 29H116V26H114V28H113V30L115 31ZM121 29V28H120ZM122 29H123V27H122ZM128 29V28H127ZM132 29V30H133ZM141 29V30H140ZM236 29V28H235ZM257 29V28H256ZM23 30V31H22ZM41 30V29H40ZM40 30H38V31H40ZM49 30V29H48ZM60 30V29H59ZM59 30H56L57 32L59 31ZM78 30V29H77ZM76 30V31H77ZM79 30H81V29H79ZM88 31H89V29H87ZM99 30V29H98ZM101 30V29H100ZM112 30V29H111ZM28 31H30V30H28ZM55 30H53V32H54ZM63 32H65L64 30H62ZM61 31V32H62ZM67 31V30H66ZM74 31H75V29H74ZM110 31V30H109ZM118 31H121V30H118ZM127 31V30H126ZM125 31V32H126ZM166 31V32H165ZM181 31V30H180ZM224 31V30H223ZM233 31V30H232ZM27 32V31H26ZM32 32H34V35L36 34L37 35V31H32ZM41 33H38L39 35H38V37L40 36L41 37V39H42V41L44 40V41H46V40H50L51 38V36H53V37H55L57 34V32L55 33V36L54 35H51L50 36V33H47L48 31L46 30L45 31V29L44 28H42V30L40 31ZM50 32L51 33H53L51 30H50ZM68 32H70V30L68 31ZM68 32H66V33H68ZM86 32V31H85ZM92 32V31H91ZM107 32V31H106ZM117 32V31H116ZM123 32H124V29H123ZM122 31L120 32V33H123ZM128 32H129V30H128ZM133 32V31H132ZM176 32V31H175ZM179 32V31H178ZM177 32V33H178ZM221 32V31H220ZM24 33V32H23ZM72 33V32H71ZM71 33H69V35H71ZM75 33V32H74ZM78 33H79V31H78ZM81 33V32H80ZM79 33V34H80ZM105 33V32H104ZM109 33V32H108ZM111 33V32H110ZM114 33V32H113ZM119 33V32H118ZM118 33H117V35H118ZM180 33V32H179ZM59 34H60V32H59ZM64 34V33H63ZM78 34V35H79ZM83 34V33H82ZM91 34V33H90ZM126 34V33H125ZM151 34V33H150ZM149 34V35H150ZM197 34H199L200 36L196 39L195 38V40H193L194 39V37L197 35ZM220 34V33H219ZM228 34V33H227ZM235 34V35H234ZM23 35V34H22ZM24 35H27V34H25L24 33ZM35 35V36H36ZM68 35V34H67ZM68 35V36H69ZM84 35V34H83ZM86 35V34H85ZM92 35V34H91ZM97 36H98V33L96 34ZM95 35V36H96ZM102 36H103V34H101ZM106 35V34H105ZM109 35V34H108ZM115 35V34H114ZM123 35V34H122ZM175 35V34H174ZM229 35V34H228ZM31 36V35H30ZM73 36V35H72ZM75 36H77V34L75 35ZM82 36V35H81ZM87 36V35H86ZM129 36V35H128ZM127 36V37H128ZM144 36V35H143ZM142 36V37H143ZM218 36V35H217ZM222 36V35H221ZM226 36V35H225ZM230 36V35H229ZM27 37H28V35H27ZM33 37V36H32ZM52 37V38H53ZM60 37V36H59ZM63 37V38H62ZM61 37V42H59L58 40H57V43H60V46H63L64 45V42H62L63 41V39L65 38L64 36H62ZM79 37V36H78ZM77 37V38H78ZM94 37V36H93ZM104 37V36H103ZM107 37V39L109 38L108 36H106ZM105 37V38H106ZM117 37H119V36H117ZM116 37V38H117ZM148 37V36H147ZM224 37V36H223ZM228 37V36H227ZM56 38V37H55ZM69 38V37H68ZM71 38V37H70ZM82 38V37H81ZM85 38V37H84ZM83 38V39H84ZM87 38V37H86ZM111 39V41L112 40H114L112 43L111 42H109L110 44L109 45H107V50L109 49V47H114V46H116V47H118V46H122L121 44H126V40L124 39V43L122 42L123 41V39L121 40L120 38H117V39ZM35 39H38L37 37H35ZM57 39V38H56ZM67 39V38H66ZM66 39H64L65 41H66ZM88 39H91V37L89 38L88 37ZM106 39V40H107ZM135 39H137V40H135ZM221 39H224V41H225V38H221ZM31 40V39H30ZM32 40H34V39H32ZM71 40V39H70ZM80 40H82V39H80ZM84 40H87V39H84ZM102 40H104V39H102ZM135 40V41H134ZM147 40H148V38H147ZM213 40H215L214 42H215V44H211L210 46H209V42H213ZM226 40H229L228 38L226 39ZM50 41H52V39L50 40ZM72 41L74 42V40H73V38H72ZM71 41V42H72ZM78 41V40H77ZM91 41H93V40H91ZM90 41V42H91ZM140 41V40H139ZM145 41H146V39H145ZM217 41H218V38H217ZM219 41H220V37H219ZM218 41V42H219ZM250 41H252V42H250ZM26 42L28 43L29 41L28 40H26ZM41 42V41H40ZM76 42V41H75ZM86 42V41H85ZM84 42V43H85ZM128 42H127V45H128ZM141 42V41H140ZM144 42V40L142 41V43ZM148 42V41H147ZM166 42H168V43H166ZM211 42V43H212ZM26 43V44H27ZM30 43H31V41H30ZM53 43H55V40H54V42L52 41L51 42V44H53ZM69 42H67V44H68ZM93 43V42H92ZM97 43H98V41H97ZM146 43V42H145ZM143 44V45H146V44ZM225 43V42H224ZM26 44H24V48L27 46ZM29 44V43H28ZM66 44V43H65ZM66 44V45H67ZM70 44V43H69ZM76 44V43H75ZM74 44V45H75ZM86 44V43H85ZM84 44V45H85ZM90 44V43H89ZM134 44V43H133ZM136 44H137V42H136ZM225 44V45H226ZM26 45V46H25ZM31 45V44H30ZM32 45H36V42H34L33 41V44ZM41 45H42V43H41ZM49 45H50V42L48 43V42H46V43H43V50L45 49V50H48L49 51V49H50V47H49ZM58 45V44H57ZM65 45V46H66ZM87 45V44H86ZM129 45V46H130ZM142 45V46H143ZM38 46V45H37ZM37 46H36V48H37ZM40 46V45H39ZM51 46V48H52V45H50ZM59 45L57 46V47H60ZM82 46V45H81ZM106 46V45H105ZM138 46V45H137ZM168 46V45H167ZM173 46V45H172ZM202 46H204V48H203V53H202V55L200 56L199 55V53H200V51H201V49H200V47H202ZM31 47V46H30ZM35 47V46H34ZM76 47V46H75ZM89 47H91V46H89ZM88 47V48H89ZM93 47V46H92ZM123 47V46H122ZM254 47V46H253ZM17 48H19V47H17ZM17 48H16V50H17ZM21 48V47H20ZM19 48V49H20ZM26 48H28V46L26 47ZM55 48V47H54ZM62 48V47H61ZM73 48V47H72ZM77 48H79L78 46H77ZM80 48H82V47H80ZM100 48V47H99ZM124 48V47H123ZM122 48V49H123ZM144 48H145V46H144ZM152 48H154V47H152ZM158 48V47H157ZM160 48V47H159ZM163 48H165V47H163ZM176 48V47H175ZM263 48V49H262ZM29 49V48H28ZM53 49V48H52ZM111 49V48H110ZM114 49V48H113ZM113 49H111V51L113 50ZM121 49V50H122ZM127 49H130V48H127ZM133 49H134V46H133ZM137 49V48H136ZM149 49V48H148ZM23 50V49H22ZM21 50V51H22ZM25 50H27V49H25ZM31 50H32V48H31ZM37 50V49H36ZM40 50L41 49H39V52H40ZM55 50V49H54ZM61 50V49H60ZM71 50V49H70ZM69 50V51H70ZM76 51L75 52H77V51H79V50H77V49H75ZM86 50V48L84 49V51ZM91 50V49H90ZM151 50V49H150ZM155 50V49H154ZM18 51V50H17ZM53 51V50H52ZM67 51V50H66ZM91 51H93V50H91ZM90 51V52H91ZM106 51V50H105ZM116 51V50H115ZM129 51V50H128ZM127 51V52H128ZM142 51H144V50H142ZM146 51V50H145ZM153 51V50H152ZM158 51V50H157ZM163 51H165V50H163ZM168 51V50H167ZM180 51V52H179ZM12 52V51H11ZM14 52H16V51H14ZM23 52H24V50H23ZM22 52V53H23ZM26 52V51H25ZM27 52H29V50H27ZM32 51H30V53H31ZM38 52V53H39ZM43 51H41L40 52V54L42 53ZM53 52H56V51H53ZM53 52H52V54H53ZM60 52V51H59ZM62 52H64V49H63V51ZM62 52H60V53H62ZM71 52V51H70ZM72 52H74V50L72 51ZM114 52V51H113ZM132 52V51H131ZM130 51H129V53H131ZM135 52V51H134ZM133 52V53H134ZM138 52V51H137ZM155 52V51H154ZM159 52V51H158ZM179 52V53H178ZM33 53V52H32ZM47 53V52H46ZM60 53H59V55H60ZM67 53H68V51H67ZM79 53H81L80 51H79ZM83 53V52H82ZM125 53H126V51H125ZM128 53V54H129ZM149 53H151V52H149ZM148 53V54H149ZM28 54V53H27ZM39 54V55H40ZM45 54V53H44ZM48 54H49V52H48ZM56 54V53H55ZM55 54L53 55V56H55ZM86 54V53H85ZM108 54H110V53H108ZM108 54H107V56H108ZM112 54V53H111ZM260 54V58H259V60H258V62H255L256 60H255V57L257 56L258 57V55ZM11 55H13V54H11ZM15 55H16V53H15ZM39 55H37L36 53H34V54H32V56H34V57H36V58H38L40 61H42L43 60V57L44 56H46V55H44L43 57H42V55H43V53H42V55H41V57H38ZM70 54L68 53V55L67 56H69ZM73 55H76L77 56V54L75 53V54H73ZM88 55V54H87ZM86 55V58L88 57ZM98 55V54H97ZM130 55V54H129ZM128 55V56H129ZM136 55V54H135ZM139 55H141V53L139 54ZM150 55H152L153 56V53L152 54H149L147 57H149L150 58ZM154 55H155V53H154ZM183 55V54H182ZM29 56H31V55H29ZM31 56V57H32ZM50 55H48V57H49ZM62 56V55H61ZM64 56V55H63ZM83 56V55H82ZM114 56H115V54H114ZM127 56V57H128ZM165 56V55H164ZM169 56V55H168ZM181 56V55H180ZM199 56V57H198ZM0 57H2L1 55H0ZM12 57V56H11ZM16 58H17V56H15ZM20 57V56H19ZM22 57H23V55H22ZM52 57V56H51ZM94 57V56H93ZM92 57V58H93ZM97 57V56H96ZM126 57V58H127ZM130 57H132L131 55H130ZM136 57H139L140 58V56H136ZM147 57H145V59H146V61H147ZM182 57V56H181ZM13 58H14V56H13ZM24 58H26V57H24ZM29 58V57H28ZM47 58V57H46ZM55 58V57H54ZM54 58H52V59H54ZM72 58H73V56H72ZM83 58V57H82ZM85 58V61H87V59ZM91 57L89 58L88 57V60L89 59H92ZM114 58H116V57H114ZM125 57H124V60L126 59ZM7 60H8V57L6 58ZM32 59H34V58H32ZM37 59V60H38ZM48 59V58H47ZM59 59H60V56H59ZM62 59V58H61ZM84 59V58H83ZM93 59H95V57L93 58ZM99 59V58H98ZM108 59H110V58H108ZM108 59H107V61H108ZM128 59V58H127ZM129 59H131V58H129ZM142 59V58H141ZM144 59V58H143ZM156 59V58H155ZM166 59V58H165ZM181 59V58H180ZM256 59H258V58H256ZM3 60V59H2ZM9 60H11V58L9 59ZM29 60V59H28ZM27 60V61H28ZM51 60V59H50ZM57 60V59H56ZM71 60V59H70ZM76 60V59H75ZM81 60V59H80ZM104 60H105V56H104ZM131 60H133V59H131ZM139 60V59H138ZM4 61L5 60H3V63H4ZM12 61V60H11ZM15 61L16 62H18V66H16V72H17V69L18 68H23L22 66H23V62H21V60H19L18 61V59L16 60L15 59ZM30 61V60H29ZM34 61V60H33ZM40 61H38V63L40 62ZM46 61H48V60H46ZM82 61V60H81ZM85 61L83 60L82 62H84L85 63ZM95 61V60H94ZM111 61V60H110ZM115 61V60H114ZM123 61V60H122ZM122 61H118V64H119V62H122ZM130 61V60H129ZM137 61V60H136ZM152 61V60H151ZM167 61V60H166ZM169 61V62H170ZM177 61V60H176ZM240 61V62H239ZM6 62H8V61H6ZM13 62V61H12ZM50 62H52V61H50ZM76 62V61H75ZM78 62V61H77ZM81 62V63H82ZM96 62V61H95ZM125 62V61H124ZM123 62V63H124ZM144 62V61H143ZM165 62V61H164ZM197 62H199L200 63V67L198 66V67H194V65L197 63ZM232 62H237L236 64H235V66H234V68H230V66L232 65ZM239 62V63H238ZM9 63V62H8ZM33 63V62H32ZM41 63V62H40ZM43 63V62H42ZM54 63H58V62H54ZM54 63H51V64H54ZM60 63V62H59ZM112 64H113V62H111ZM116 63V62H115ZM113 64L112 66L114 67V65H117V64ZM122 63V64H123ZM130 63H132L131 61L129 62V65H130ZM133 63H135V67H137V66H139V64L138 63H136V62H134V60H133ZM141 63V62H140ZM226 63H228L227 65H226ZM231 63V64H230ZM11 64V63H10ZM9 64V65H10ZM45 64V62L43 63V65ZM51 64L50 63H48V62H46V64H45V68H42L43 70L45 69L46 71L48 70V72L49 71H51ZM55 64V66H57ZM75 64V63H74ZM157 64V63H156ZM155 64V65H156ZM204 64H207V66L206 67H203V68H201V66L202 65H204ZM14 65V64H13ZM12 65V66H13ZM26 65H28V64H26V61H25V70H26ZM30 65V64H29ZM28 65V67H30ZM60 65V64H59ZM72 64H70V66H71ZM84 65V64H83ZM226 65V66H225ZM3 66V65H2ZM1 66V67H2ZM32 66V65H31ZM61 66V65H60ZM104 66V65H103ZM105 66H108V65H105ZM105 66H104V68H105ZM111 66V65H110ZM112 66H111V68H107V72L109 73V75H111V78H110V80L108 79L107 80V78H103V79H106L107 80V82H113V80H114V82L116 83H118L119 82V77H121V76H119L118 77V75L117 76H114V74H113V69H116L117 70V68H112ZM126 66V65H125ZM131 66H133V65H130V67ZM142 66V65H141ZM157 66V65H156ZM167 66H172V67H174L173 65H170V64H168ZM6 67V66H5ZM5 67H3V68H1L3 71L5 70H7V68H5ZM33 67V66H32ZM54 67V66H53ZM63 67V66H62ZM74 67V66H73ZM81 67H82V64H81ZM109 67V66H108ZM129 67V66H128ZM143 67V66H142ZM141 67V68H142ZM146 67V66H145ZM150 67V66H149ZM149 67H147V70H149L148 68ZM164 67H166V65L164 66ZM163 67V68H164ZM65 68V67H64ZM67 68H69V67H67ZM71 68V67H70ZM77 69H78V67H76ZM83 68V67H82ZM94 68V67H93ZM132 68V67H131ZM140 68V69H141ZM171 68V67H170ZM9 69V68H8ZM15 69V68H14ZM40 70H42L41 69V67L39 68ZM55 69H57V68H55ZM80 69V68H79ZM84 69V68H83ZM92 69V68H91ZM101 69V68H100ZM139 69V68H138ZM162 69V68H161ZM172 69V68H171ZM170 69V70H171ZM12 70V69H11ZM24 70V69H23ZM22 70V71H23ZM24 70V71H25ZM42 70V71H43ZM62 70H63V68H62ZM67 70V69H66ZM93 70V69H92ZM103 70V69H102ZM119 70V69H118ZM117 70V71H118ZM167 70V69H166ZM165 70V71H166ZM185 70V71H184ZM256 71V72H259V73H257L258 74V76L254 79V78H248V80L250 79V81L248 82L249 84L248 85H245L246 87H244V86H242V87H240V85L239 86H237V87H235V86H233V85H228V83H227V79L229 80L231 77H234V75H236L237 73H239V72H242V71ZM21 71V70H20ZM45 71V72H46ZM52 71H54V69L52 70ZM51 71V72H52ZM56 71V70H55ZM65 71V70H64ZM73 71V70H72ZM94 71V70H93ZM106 71V70H105ZM116 71V73H118ZM126 71V73H127V70H125ZM125 71H121V72H125ZM135 71V72H136ZM139 71V72H138ZM164 71V70H163ZM173 71V70H172ZM9 72V71H8ZM11 72V71H10ZM78 72H79V70L77 71V74H78ZM88 72V71H87ZM134 72V71H133ZM147 72V71H146ZM175 72V71H174ZM178 72H180V71H178ZM14 73V72H13ZM18 73V72H17ZM16 73V74H17ZM22 73V72H21ZM39 73V72H38ZM41 73V72H40ZM57 73H58V71H57ZM64 73V72H63ZM63 73H62V75H63ZM66 73V72H65ZM69 73V72H68ZM129 73V72H128ZM250 73V72H249ZM1 74V73H0ZM6 74H7V72H6ZM15 74V75H16ZM49 74V73H48ZM74 74H76V72L74 73ZM83 75H84V73H82ZM81 74V75H82ZM94 74V73H93ZM104 74V73H103ZM107 74V73H106ZM105 74V75H106ZM120 74V73H119ZM123 74V73H122ZM122 74H120V75H122ZM130 74V73H129ZM252 74V73H251ZM5 75V74H4ZM7 75H9V73L7 74ZM12 75V74H11ZM21 75V74H20ZM24 77H23V75H22V81H21V85H19L20 86V88H18L19 90H21L22 92L23 91H25L24 92V94L25 93H30V89H33V91L34 92H36L37 90H39L40 89V87L42 86V83H38L37 81V83L36 84H34L33 85V77L36 75V70L35 69H30V68H27V70L25 71V73H24ZM37 75H41V74H37ZM61 75V74H60ZM60 75H58V76H60ZM67 75V77H68V74H66ZM82 75V76H83ZM95 75V74H94ZM108 75V76H109ZM124 75H125V73H124ZM131 75V74H130ZM246 75V74H245ZM2 76V75H1ZM48 76V75H47ZM56 76H57V74H56ZM65 76V75H64ZM63 76V77H64ZM85 76V75H84ZM102 76H104V75H102ZM102 76H100L101 78H102ZM107 76V77H108ZM237 76V75H236ZM239 76V75H238ZM15 77V76H14ZM16 77H20V76H16ZM16 77L15 78H12V79H14V81L12 82V84H11V90H13V91H15V92H13L14 94L16 93V90H17V86L18 85H15V83L16 82H18L17 80H16ZM38 77V76H37ZM36 77V78H37ZM41 77H42V75H41ZM53 78H54V76H52ZM72 77V76H71ZM80 77V76H79ZM90 77V76H89ZM99 76H97V78H98ZM105 77V76H104ZM116 77V78H115ZM123 77V76H122ZM131 77V76H130ZM246 77V76H245ZM251 77V76H250ZM6 78V77H5ZM57 78V77H56ZM56 78H55V80L54 81H56ZM59 78V77H58ZM75 78V77H74ZM83 78V77H82ZM82 78H79V83L78 84H76L77 86H80L81 85V83L83 82V80H82ZM88 78V77H87ZM93 78V77H92ZM109 78V77H108ZM119 78V79H118ZM236 78V77H235ZM4 79V78H3ZM10 79V78H9ZM40 79V78H39ZM44 79V78H43ZM49 79H50V76H49ZM61 79V78H60ZM71 79V78H70ZM69 79V80H70ZM90 79V78H89ZM94 79V78H93ZM123 79H125V78H123ZM11 80V79H10ZM20 80V79H19ZM48 80V79H47ZM100 80V79H99ZM247 80V81H248ZM2 81V80H1ZM7 81V80H6ZM12 81V80H11ZM16 81V82H15ZM41 81V80H40ZM43 81V80H42ZM49 81V80H48ZM47 81V82H48ZM53 81V80H52ZM85 82H86V80H84ZM87 81H88V79H87ZM92 81V80H91ZM226 81V82H225ZM230 81V80H229ZM233 81V80H232ZM9 82V81H8ZM7 82V83H8ZM61 82V81H60ZM72 82V81H71ZM113 82V83H114ZM122 82H123V80H122ZM126 82V81H125ZM137 82H138V84H137ZM213 82V83H212ZM218 82V84H216ZM51 83V82H50ZM56 83V82H55ZM57 83H58V81H57ZM89 83V82H88ZM90 83H92V82H90ZM94 83V82H93ZM117 83H116V85H117ZM128 83V82H127ZM233 83V82H232ZM4 84V83H3ZM3 84H1V85H3ZM68 84H70V83H68ZM73 84V83H72ZM87 84V83H86ZM122 84V83H121ZM129 84V83H128ZM133 84V85H134ZM239 84V83H238ZM245 84V83H244ZM4 85H6V84H4ZM36 85V86H35ZM56 85V84H55ZM76 85H73V86H71V88H75V87H77ZM89 85H91V84H89ZM106 85V84H105ZM115 85V84H114ZM129 85H131V83L129 84ZM132 85V86H133ZM219 85H221V86H219ZM8 86H10V85H8ZM8 86H6V88L8 87ZM45 86V85H44ZM49 86V85H48ZM68 86H70V85H68ZM119 86V85H118ZM122 85H120V87H121ZM195 86H196V88H195ZM36 87H39V89H37L36 90ZM52 87V86H51ZM51 87H50V89H51ZM81 87V86H80ZM87 87H88V85H87ZM86 87V88H87ZM90 87V86H89ZM107 87V86H106ZM131 87V86H130ZM2 88H4V87H2ZM115 88V87H114ZM122 88V87H121ZM204 88V89H203ZM45 89H49V88H46L45 87ZM44 89V90H45ZM76 89V88H75ZM107 89V88H106ZM119 89V88H118ZM117 89V90H118ZM126 89H128V91H129V87L128 88H126ZM133 89H134V87H133ZM2 90V89H1ZM8 90V89H7ZM11 90H9V91H11ZM42 91H43V89H41ZM110 90V89H109ZM124 90V89H123ZM132 89H130V91H131ZM48 92H49V90H47ZM1 92V91H0ZM40 92V91H39ZM66 92V93H65ZM2 93V92H1ZM7 93V92H6ZM10 93V92H9ZM21 93V92H20ZM42 93V92H41ZM50 93V92H49ZM60 93V94H59ZM84 93V92H83ZM86 93H84V96H85V94ZM129 93V92H128ZM16 94H18V91H17V93ZM21 94H23V93H21ZM34 94V93H33ZM36 94V93H35ZM36 94V95H37ZM58 94V95H57ZM67 94V95H68ZM72 95V96H73ZM7 96H10V94L8 95L7 94ZM6 95L4 96V97H7ZM12 96H14V95H12ZM17 96V95H16ZM53 96H54V99H53ZM103 96L104 97H106L107 99L105 100L104 98H103ZM3 97V98H4ZM46 97H47V95H46ZM62 97H63V99H62ZM11 98V97H10ZM10 98H4V100H6V99H10ZM16 98V97H15ZM21 99V98H20ZM53 99V100H52ZM89 100L88 102H85L86 100ZM3 100V99H2ZM7 100V101H8ZM18 100V99H17ZM26 100V101H25ZM66 100V99H65ZM114 100H116L115 102L116 103H121V104H123V103H125V102H128L130 105L129 106H131L130 107V109L132 108V109H134V110H138L139 108H140V105L142 106V110L141 111H136L138 114H137V116H136V114L133 112V111H130V110H123V108L122 107H120V108H113V106H112V108H110L109 107V104L111 105V103L113 104V102H114ZM13 101H14V97H13ZM18 101H20L21 102V100H18ZM142 101V102H141ZM15 102H16V99H15ZM20 102H18V103H20ZM24 102H23V104H24ZM37 102L39 103V104H37ZM135 102H136V104H137V102H141V104H139V105H134L135 104ZM5 103V102H4ZM4 103L2 104L3 105V107L4 106H6V105H8V104H5L4 105ZM11 103H12V100H11ZM10 103V104H11ZM22 103V102H21ZM17 104V103H16ZM16 104L13 102V105H15V107L17 108V106H18V104H17V106H16ZM29 104V105H30ZM82 104H86L87 105V108H82V109H80V110H78V108H81L80 106L82 105ZM1 105V106H2ZM28 105V104H27ZM115 105V104H114ZM245 105L247 106V105H249V110L248 111H246L245 112V116L243 117V115H241V113H240V111H239V109H244V108H246L245 107ZM11 106H12V104H11ZM10 105H8L7 107L9 108V107H11ZM23 106V105H22ZM21 106V107H22ZM49 106V107H48ZM83 106H85V105H83ZM90 106V107H89ZM127 106V105H126ZM129 106H127V108L129 107ZM148 106H149V108H151V111L148 113L147 111H149L148 110ZM19 107V106H18ZM23 107H25V106H23ZM27 107V106H26ZM123 107H125L124 105H123ZM2 108V107H1ZM8 108H6V109H8ZM13 108H14V106H13ZM126 108V107H125ZM126 108V109H127ZM171 108H174V109H171ZM247 108H248V106H247ZM3 109V108H2ZM18 109V108H17ZM20 109V108H19ZM27 109H29L28 107L27 108H25V110H27ZM123 111H122V110ZM147 109V110H146ZM241 109V110H242ZM1 110V109H0ZM5 110V109H4ZM9 110V109H8ZM12 111V113L14 112L13 111V109H11ZM21 110V109H20ZM31 110V109H30ZM29 110V111H30ZM32 110V111H33ZM184 111V112H186V111H188V110H191V112H186L187 114H188V116L189 115H191V113L193 112L194 114L195 113H197V114H195L194 116H193V114H192V117H188V116H186V117H188V118H186V121H185V123L187 124V125H184V128H183V126L182 127H178L179 125H180V119H181V117L183 118V116L184 115H182V114H180L181 112H179V111ZM193 110V111H192ZM145 111L147 112V113H145ZM199 111H202V112H199ZM10 112V113H11ZM18 112V111H17ZM21 112V111H20ZM22 112H23V109H22ZM26 112V111H25ZM243 112V111H242ZM0 113H2L1 111H0ZM9 113V114H10ZM11 113V114H12ZM27 113H28V111H27ZM31 113V112H30ZM143 113H144V115H146V116H141V115H143ZM4 114H6V113H4ZM14 114V113H13ZM18 114V113H17ZM20 114V113H19ZM26 114V113H25ZM32 115L31 117H33V116H35V115ZM63 114H68V117H69V120H67L66 122H70V123H72L74 126H75V129L74 130H70V131H67L68 130V128H67V126L65 127L66 129V132H62L63 130H61V132H60V130H58L59 129V125H57L56 123V121L58 120V119H60V118H62V116H64ZM186 114V115H187ZM7 116H8V114H6ZM15 115V114H14ZM21 115V114H20ZM22 115H23V113H22ZM21 115V116H22ZM27 115V117H28V114H26ZM44 115H43V117H44ZM15 116H17V115H15ZM24 116V115H23ZM23 116H22V118H23ZM35 116V117H36ZM67 116V115H66ZM179 116H181V117H179ZM9 117V116H8ZM7 117V118H8ZM11 117H12V115H11ZM30 117V116H29ZM68 117L66 118V119H68ZM14 118V116L12 117V119ZM15 118H17V117H15ZM19 118V117H18ZM16 119V120H19L20 121V119H21V117H20V119ZM38 118V117H37ZM63 118H65V117H63ZM62 118V119H63ZM9 119H11L10 117H9ZM24 119V118H23ZM32 119V118H31ZM40 119H42V118H40ZM209 119V120H210ZM8 120V119H7ZM6 120V121H7ZM30 119H28V118H26V122L25 123H27V121H29ZM35 120V119H34ZM70 120H72V121H70ZM183 120V119H182ZM233 120V121H234ZM10 121V120H9ZM13 121H15V119H13ZM41 121V120H40ZM46 121H45V123H46ZM61 121V120H60ZM59 121V122H60ZM216 121H217V119H216ZM2 122V121H1ZM16 122V121H15ZM22 122V120L20 121V123H18V122H16L17 124H23V123H21ZM24 122V121H23ZM33 122H36V121H32V123ZM38 122V121H37ZM63 122V121H62ZM65 122V121H64ZM65 122V123H66ZM74 122V123H73ZM204 122V121H203ZM206 122H207V120H206ZM213 122V121H212ZM215 122V121H214ZM11 124H9V125H13V124H15L14 122H13V124H12V121L10 122ZM24 123V125H26ZM44 123V122H43ZM87 124L86 126L85 125H83V124ZM182 123V122H181ZM3 124V123H2ZM28 124V123H27ZM34 124V123H33ZM62 124V123H61ZM71 124V125H72ZM184 124V123H183ZM182 124V125H183ZM202 124V123H201ZM204 124V123H203ZM208 124V123H207ZM212 124H214V123H212ZM224 124V123H223ZM223 124H221L222 126H223ZM230 124V123H229ZM235 124V123H234ZM4 125V124H3ZM23 125V126H24ZM37 125V124H36ZM43 125H42V127H43ZM69 125V124H68ZM215 125V124H214ZM227 125H228V123H227ZM2 126V125H1ZM21 126V125H20ZM89 126H92L93 128L92 129H94V131H91L90 129L88 130V128H89ZM111 126V127H110ZM112 126H113V128L114 129H116L115 130V132H108V134L107 133H104V132H102L101 130H105V129H103V128H108V127H110V128H112ZM151 126H157V127H159L158 129H154L153 127V129L151 128ZM181 126V125H180ZM201 126V125H200ZM221 126V127H222ZM226 126V125H225ZM232 126V125H231ZM245 126V125H244ZM4 127V126H3ZM10 127V126H9ZM15 127H16V129H18L17 128V125H15ZM29 127V126H28ZM30 127H31V125H30ZM38 127V126H37ZM96 127H99V129H97ZM199 127V126H198ZM203 127V125L201 126V128ZM205 127V126H204ZM212 127V126H211ZM224 127V126H223ZM229 127V126H228ZM239 128H240V126H238ZM247 127V126H246ZM250 128L252 127V126H249ZM1 128V127H0ZM13 128H14V125H13ZM20 128V127H19ZM34 128V127H33ZM71 128V127H70ZM69 128V129H70ZM109 128V129H110ZM112 128V129H113ZM156 128V127H155ZM206 128V127H205ZM208 128V127H207ZM6 131H1L0 130V132H6L7 133V126H6ZM16 129H14V130H16ZM25 129V128H24ZM28 129H30V128H27L24 132H26ZM35 129V128H34ZM42 129V128H41ZM40 129V130H41ZM84 129H86V130H84ZM109 129H107V130H109ZM111 129V130H112ZM113 129V130H114ZM195 129V128H194ZM197 129V128H196ZM210 130H211V128H209ZM225 129V128H224ZM227 129V128H226ZM238 129V128H237ZM243 129V128H242ZM257 129V128H256ZM261 129V130H262ZM13 130V129H12ZM12 130H10L9 129V131L12 133ZM19 130V129H18ZM17 130V131H18ZM21 130V129H20ZM23 130V129H22ZM38 130H39V127H38ZM43 130V129H42ZM247 129H245V131H246ZM17 131H13V132H16L17 133ZM29 131H31V129L29 130ZM37 131V130H36ZM101 131V134L99 133V132ZM239 131H241V130H239ZM238 131V132H239ZM245 131H243L242 130V133L244 132V134L245 133H249V132H245ZM204 133H205V131H203ZM203 132H202V134H203ZM207 132V131H206ZM208 132H209V130H208ZM250 132H251V130H250ZM254 132V131H253ZM5 133V134H6ZM33 133H35V132H33ZM32 133V134H33ZM220 133V132H219ZM218 133V134H219ZM222 133V132H221ZM1 134V133H0ZM21 134H22V132H21ZM31 134V135H32ZM38 134V133H37ZM62 136H61V135ZM82 135L83 137H85V138H81L79 135ZM216 134V133H215ZM214 134V135H215ZM236 134V133H235ZM252 134V133H251ZM257 134H259V133H256V135ZM15 135H17V134H15ZM27 135H30V134H28V131H27ZM55 135H59L58 137H56L55 138ZM95 135V136H94ZM100 135V137H96V136H99ZM246 135V134H245ZM248 135V134H247ZM247 135H246V137H247ZM249 135H250V133H249ZM254 135V134H253ZM255 135V136H256ZM1 136V135H0ZM13 136H14V134H13ZM18 136H20L19 134H18ZM26 134H24V137H23V141H22V143L25 145V144H27V148H25V150H24V148H23V150H24V154L26 155V156H30L31 155V158L32 157H38L37 159H39L40 157L41 158H43L42 156L45 154V152H46V154H47V151H49V149H50V147H51V149H52V147H54L55 145V143L53 144H49L48 143V145H46V146H42L41 145V147H45L44 148V150H41L40 149V147H38V149H40V151L37 153V151H35V149H36V145H35V143H34V136H35V134H34V136H33V138H32V136H29V137H31L32 139H28V142L26 143V137L28 138V136H26ZM36 136H38V135H36ZM38 136V137H39ZM77 136L78 137H80L79 138V140H78V138H77ZM212 136V137H211ZM217 136V134L215 135V137ZM254 136V137H255ZM260 135H258L257 137L258 138H261V137H259ZM264 136V135H263ZM61 137V138H60ZM74 137H76L77 138V140H76V138H75V140H74ZM148 137L150 138V140H147L148 139ZM209 137L211 138V140L209 139ZM249 137V136H248ZM250 137H252V135L250 136ZM1 138V137H0ZM16 138V137H15ZM18 138V137H17ZM96 138V139H95ZM228 138V137H227ZM263 138V137H262ZM2 139V142L4 141L5 142V140L7 139H5V140H3L4 139V136H3V138H1ZM9 139H11V138H9ZM21 139H22V137H21ZM36 139V138H35ZM60 139V140H59ZM249 139V138H248ZM251 139V138H250ZM254 139V140H253ZM264 139V138H263ZM262 139V140H263ZM20 140V139H19ZM40 140V139H39ZM61 140V141H62ZM228 140H229V138H228ZM235 140V139H234ZM252 140L253 141H256L257 142V140H259V142L261 141V139H257L256 137L255 138H252ZM38 141V140H37ZM52 141V142H53ZM83 141V142H84ZM2 142H0V144L2 143ZM17 142H19V141H17ZM40 142V141H39ZM97 142V141H96ZM248 142H250V140H248ZM6 143H7V141L4 143L5 145H6ZM20 143V142H19ZM37 143V142H36ZM41 143V144H42ZM80 143V142H79ZM251 143V142H250ZM4 144H3V148H4ZM18 144V143H17ZM22 144V145H23ZM61 144V143H60ZM58 145V143L56 144V145H58V146H60L61 147V145ZM80 144H82V143H80ZM79 144V145H80ZM97 144V143H96ZM232 144V145H231ZM235 144V145H234ZM249 144V143H248ZM19 145V144H18ZM38 145H40V144H37V146ZM63 145V144H62ZM85 145H81V148L82 149H85ZM228 145V146H227ZM257 144H255V146H256ZM19 146H21V144L19 145ZM58 146H56V147H58ZM72 146H75V145H72ZM78 146V145H77ZM77 146H75V149H72V148H68V147H66L65 148V150L64 151H69L70 152V150L71 151H78V149L77 148H79V150H80V147H77ZM90 146H92V145H90ZM89 146V147H90ZM94 146V148H96V146L95 145H93ZM217 146H220V147H222L223 146V153L222 152H220V154H223L222 156L220 155L219 156V154H215V152H212V153H210V151H209V153L207 152V153H205V148H207V149H209V148H216ZM6 147V146H5ZM18 147V146H17ZM24 147V146H23ZM87 147H88V145H87ZM98 147V146H97ZM13 148V147H12ZM21 148H22V146H21ZM63 148V147H62ZM91 148V147H90ZM90 148H89V151H90ZM94 148H93V150H94ZM217 148H219V147H217ZM246 148V150H244ZM255 148V147H254ZM2 148H0V150H1ZM20 149V148H19ZM59 149V148H58ZM98 148H96L95 150H97ZM250 149V148H249ZM4 150V149H3ZM14 150H16L15 148H14ZM20 150H22V149H20ZM60 150V149H59ZM91 150H92V148H91ZM110 150V151H111ZM250 150H252V149H250ZM256 150V149H255ZM17 152H18V148H17V150H16ZM15 151V152H16ZM52 151H55V150H53L52 149ZM63 151V152H64ZM88 151V150H87ZM104 151V150H103ZM102 151V152H103ZM106 151V150H105ZM108 151V150H107ZM214 151V150H213ZM20 152V151H19ZM57 152V151H56ZM55 152V154H57ZM62 152V155L64 154ZM93 152H96V151H93ZM101 152V151H100ZM109 152V151H108ZM187 152V153H186ZM249 152V151H248ZM3 153V152H2ZM14 152H12L11 154H13ZM36 153V154H35ZM40 153V154H39ZM53 153V152H52ZM59 153V152H58ZM68 153V152H67ZM74 153H76V152H74ZM82 153V152H81ZM80 153V154H81ZM86 153V152H85ZM90 153H92L91 151H90ZM89 153V154H90ZM186 153V154H185ZM251 153V152H250ZM10 154V155H11ZM16 153H14V155H12V157L15 159V156H17V155H15ZM20 154V153H19ZM70 154V153H69ZM69 154H66L65 153V155L64 156H66V155H69ZM76 154H78V153H76ZM101 153H98V151H97V153H95L94 155H96V156H99V158L101 157V155H100ZM109 154V153H108ZM110 154H112V153H110ZM188 154V155H187ZM201 154H203V156L201 155ZM205 154H207V157L206 156H204ZM247 154H249V153H247ZM253 154V153H252ZM0 155H1V153H0ZM33 155V156H32ZM49 155V154H48ZM59 155V154H58ZM58 155H56V157L58 156ZM61 155V156H62ZM71 155V154H70ZM82 156H83V153L81 154ZM113 155V154H112ZM116 155V156H117ZM199 156V159H197L196 158V156ZM72 156H73V154H72ZM79 156V155H78ZM93 156V155H92ZM92 156H89L88 154L87 155H84V158H83V162H85V161H87L88 163H89V161H92L93 159H94V157H92ZM182 156H184L185 157V159H184V157H182ZM238 156V155H237ZM241 156V155H240ZM240 156H239V159H240ZM249 156V155H248ZM3 157H4V155H3ZM8 157V156H7ZM11 157V158H12ZM18 157V156H17ZM23 157H24V155H23ZM45 157V156H44ZM55 157V156H54ZM58 157H60V156H58ZM77 157V156H76ZM91 157L93 158L92 160H90L91 159ZM114 157V156H113ZM118 157V156H117ZM116 157V158H117ZM206 157V158H205ZM213 158V157H215L214 159H210V158ZM234 157H236V156H234ZM255 158H253L254 160H249V161H247L246 163H245V165H241V163H239V164H237V166H233V167H235V168H233L234 170H233V173L235 174V175H237L238 177H239V182L240 183H244V182H248L247 180H249L250 179V181L252 180V179H254L256 182H254L253 183V188L251 189V188H249V189H251V190H249L248 192L246 191L245 193H247L246 194V196L249 198V195L252 193V192H254V188L255 187H257V190H258V188H260V187H258L260 184H259V182H260V179H262V181H263V179L264 178H262V176H264V153L263 152H260V153H258L257 155L255 154V156H254ZM5 159H6V155H5V157H4ZM25 159L27 158V157H24ZM31 158H30V160H31ZM46 158V157H45ZM72 158V157H71ZM71 158H69V159H71ZM82 158H80V159H82ZM105 158H109L110 159V157H109V155L106 157L105 156ZM104 158V160H103V157H102V160H103V162L106 160ZM115 158V157H114ZM13 159V160H14ZM17 159V158H16ZM28 159H29V157H28ZM51 159V158H50ZM49 159V160H50ZM63 159V158H62ZM74 158H72V160H73ZM76 159V158H75ZM75 159H74V161H75ZM79 159V158H78ZM78 159H76V160H78ZM98 158L97 157H95V160L96 161H94L93 160V162H98V160H97ZM109 159H107V161H108V164L110 163V161H111V159H112V156H111V159H110V161H109ZM119 159V158H118ZM210 159V160H209ZM242 159V158H241ZM243 159H245V158H243ZM252 159V158H251ZM9 160H10V158H9ZM12 160V159H11ZM12 160V161H13ZM29 160V161H30ZM41 159H39V161H40ZM72 160H70V161H72ZM113 160V159H112ZM2 161V160H1ZM4 162L3 163H8V162H5V160H3ZM19 161V160H18ZM21 161V160H20ZM32 161V160H31ZM48 161V160H47ZM100 161V160H99ZM175 161V162H176ZM235 161V160H234ZM11 162V161H10ZM26 162V161H25ZM24 162V163H25ZM68 163L67 164H69V165H71L70 163H69V161H67ZM83 162H81V163H83ZM93 162H91V163H93ZM102 162V163H103ZM113 161H111V163H112ZM117 162H118V160H117ZM120 162V161H119ZM118 162V163H119ZM172 162H170V163H172ZM239 162V161H238ZM241 162V161H240ZM2 163V165H4ZM13 164H14V162H12ZM19 163V162H18ZM30 163V162H29ZM42 163H44V162H42ZM41 163V164H42ZM49 163H51V167H52V165H53V161L51 162V160H50V162H48V164ZM63 163V162H62ZM65 163V162H64ZM63 163V164H64ZM73 163H75V162H72V165H73ZM86 163V162H85ZM85 163H83L84 165H85ZM99 163H101V161L99 162ZM105 163V162H104ZM104 163H103V165H104ZM115 163H116V161H115ZM117 163V164H118ZM121 163V162H120ZM124 163H125V161L123 162V165H124ZM9 164V163H8ZM13 164H11L10 163V165H13ZM33 164V163H32ZM77 166H75V168H77L78 170H79V166L78 165H80V161H79V163H75ZM95 164H97V163H95ZM106 164V163H105ZM107 164V165H108ZM116 164V165H117ZM122 164V163H121ZM243 164V163H242ZM44 165V164H43ZM50 165V164H49ZM55 165H56V163H55ZM84 165H82V166H84ZM101 165L102 164H100V167H101ZM111 164H109L108 166H110ZM114 165V164H113ZM113 165L111 166V167H113ZM119 165V164H118ZM126 165V164H125ZM127 165H126V167H127ZM170 165V164H169ZM173 165V164H172ZM14 166V165H13ZM26 166H32V165H26ZM41 166V165H40ZM47 166V165H46ZM63 166V165H62ZM62 166H60L59 165V162H58V165L56 166V170H58V171H60L61 170V168H62V170L64 169L65 170V168L64 167H66V166H64V167H62ZM89 166H91V165H89ZM97 166H98V164H97ZM106 165H104V167H105ZM107 166V167H108ZM115 166V165H114ZM121 166V165H120ZM120 166H118V167H120ZM131 166V165H130ZM137 166V165H136ZM142 166V165H141ZM171 166V165H170ZM204 166V165H203ZM7 167V166H6ZM11 167V166H10ZM25 167V166H24ZM68 167V166H67ZM71 167V166H70ZM85 167H87V170H88V166L86 165ZM93 167V164H92V166H91V168ZM103 167V166H102ZM103 167V168H104ZM106 167V168H107ZM122 167V166H121ZM124 167V166H123ZM122 167V168H123ZM175 167V166H174ZM226 167H228V166H225V168ZM11 168H13V167H11ZM27 168V167H26ZM35 169L36 170V167H32V169ZM38 168H39V166H38ZM49 168V166L47 167V169ZM82 169H83V167H81ZM94 168L96 169L97 167H95L94 166ZM128 168H130V167H128ZM135 168V167H134ZM141 168V167H140ZM172 168H173V166H172ZM208 168V169H207ZM225 168H223V170L225 171ZM6 169V168H5ZM23 169V168H22ZM29 169V168H28ZM32 169H30V171L32 172ZM76 169V170H77ZM81 169V170H82ZM85 170H86V168H84ZM109 169V171H110V167L108 168ZM115 169V168H114ZM118 169V168H117ZM124 169H122L123 170V173L122 174H125L124 172L126 171H124ZM161 169H163V171H160ZM173 169H175V168H173ZM10 170H12V169H10ZM40 170V169H39ZM38 170V171H39ZM54 170V169H53ZM52 170V171H53ZM67 170V169H66ZM80 170V171H81ZM91 169L89 168V171H90ZM94 170V169H93ZM98 170V169H97ZM97 170H95V172H91V173H96L97 172ZM101 170V169H100ZM107 170V169H106ZM134 170V169H133ZM137 170V171H136ZM210 170H212V169H210ZM27 171V170H26ZM40 171H42V170H40ZM49 171V170H48ZM51 171V170H50ZM57 171V172H58ZM68 171V170H67ZM83 171V170H82ZM89 171H87V172H89ZM103 171V170H102ZM108 171V172H109ZM119 171V170H118ZM160 171V172H159ZM214 171V170H213ZM230 171V170H229ZM15 172V171H14ZM27 172H29V170L27 171ZM30 172V173H31ZM35 172V171H34ZM55 172V171H54ZM69 172H70V170H69ZM73 172H75L74 170H73ZM85 172V171H84ZM104 172H106V171H104ZM107 172V173H108ZM114 173H116L115 171H113ZM120 172H121V170H120ZM119 172V173H120ZM227 172V171H226ZM16 173V172H15ZM18 173V172H17ZM33 173V172H32ZM41 173V172H40ZM39 173V174H40ZM48 173V172H47ZM51 173V172H50ZM59 173V172H58ZM78 173V172H77ZM111 173H112V171H111ZM110 173V174H111ZM221 173V172H220ZM231 173V172H230ZM237 173V174H236ZM36 175L38 174L37 173V171H36V173H35ZM39 174H38V176H39ZM52 174H54V173H52ZM51 174V175H52ZM61 174H62V172H61ZM66 174V173H65ZM84 174V173H83ZM97 174V173H96ZM99 175H101L102 176V174H100V172L98 173ZM105 174V173H104ZM206 174H208V173H206ZM205 174V175H206ZM214 174V173H213ZM212 174V175H213ZM20 175V174H19ZM22 175V174H21ZM26 175V174H25ZM34 175V174H33ZM41 175V174H40ZM48 175V174H47ZM70 175V174H69ZM79 175H80V172H79ZM78 175V176H79ZM84 175H86V174H84ZM88 175H90V174H88ZM88 175H86V176H88ZM92 175V174H91ZM90 175V176H91ZM116 175L117 174H115V175H113V176H115L116 177ZM131 175H129L130 177H131ZM176 175H175V177H176ZM202 175V174H201ZM204 175V174H203ZM215 175V174H214ZM221 175V174H220ZM224 175V174H223ZM43 176V175H42ZM50 176V175H49ZM63 177H65L64 176V173H63V175H62ZM66 176H68L67 174H66ZM76 176V175H75ZM74 176V177H75ZM77 176V177H78ZM81 176V175H80ZM89 176V177H90ZM109 176V175H108ZM107 176V178H109ZM112 176V179H114L115 177H113ZM120 176V175H119ZM119 176H117V179H119ZM122 176V175H121ZM125 177H126V174L124 175ZM158 176V178H156ZM172 176V175H171ZM28 177V176H27ZM32 177V176H31ZM34 178H35V176H33ZM51 177V176H50ZM59 177V176H58ZM70 177V176H69ZM71 177H73V176H71ZM85 176H83V178H84ZM89 177H87V179L86 180H88V178ZM93 177H94V175H93ZM105 177V176H104ZM130 177H129V179L127 180V178L125 179V180H127V182L129 181H131L130 180ZM136 177H138V176H136ZM175 177H172V178H175ZM197 177H199V176H197ZM216 177V176H215ZM12 178V177H11ZM39 178V177H38ZM82 178V179H83ZM97 178V177H96ZM96 178H94V179H96ZM101 178H103V177H101ZM132 178V177H131ZM218 178V177H217ZM6 179V178H5ZM37 178H35V180H36ZM41 179H42V177H41ZM48 179H49V177H48ZM75 179H76V177H75ZM75 179H71V182H72V180H75ZM81 179V178H80ZM81 179V180H82ZM84 179V180H85ZM106 179V178H105ZM111 179V180H112ZM117 179H114V181L115 180H117ZM122 179H123V177H121V180L119 179V182L120 181H122ZM133 179V178H132ZM136 179V178H135ZM177 179V178H176ZM194 179V178H193ZM227 179V178H226ZM16 180H18V179H16ZM34 180V179H33ZM40 180V178L37 180V181H39ZM67 179H65V181H66ZM69 180V179H68ZM78 180H79V178H78ZM83 180V181H84ZM98 180H100V179H98ZM134 180V179H133ZM132 180V181H133ZM137 180H138V178H137ZM139 180H141V179H139ZM157 180V181H158ZM167 180V179H166ZM183 180H180V181H183ZM196 180V179H195ZM198 180V179H197ZM210 180V179H209ZM238 180V179H237ZM28 181V180H27ZM48 181V180H47ZM77 181V180H76ZM80 181V180H79ZM79 181H77V182H79ZM82 181V182H83ZM89 181H91V179L89 178ZM89 181H87L88 183H89ZM95 181V180H94ZM93 181V182H94ZM101 181V180H100ZM104 180L102 179V184H104L105 182H103ZM113 180H112V182H114ZM130 182L131 183V185H132V183H133V186H134V184L137 182L136 180H135V182ZM143 181V180H142ZM149 181H148V183H149ZM170 181V180H169ZM179 181V182H180ZM192 181V180H191ZM249 181V182H250ZM1 182V181H0ZM3 182V181H2ZM5 183H6V181H4ZM8 182V181H7ZM18 182V181H17ZM34 182V181H33ZM41 182V181H40ZM53 182V181H52ZM57 182V181H56ZM95 182H97V180L95 181ZM109 182V181H108ZM124 183L126 182V181H123ZM122 182V183H123ZM140 182V181H139ZM139 182H137L138 183V185H139ZM150 182V183H151ZM161 182V181H160ZM172 182H173V180H172ZM171 182V183H172ZM185 182V181H184ZM184 182H181V183H184ZM252 182V181H251ZM264 182V181H263ZM9 183V182H8ZM10 183H12V181L10 182ZM28 183V182H27ZM30 183V182H29ZM32 183V182H31ZM61 183V182H60ZM63 183V182H62ZM79 183H81V182H79ZM122 183H120V184H122ZM123 183V184H124ZM146 183V182H145ZM154 183H156V182H154ZM163 183H165L164 181H163ZM188 183V182H187ZM187 183H184L185 185L187 184ZM192 183H195V182H192ZM192 183H189V184H192ZM230 183V182H229ZM20 184V183H19ZM33 184V183H32ZM44 184V183H43ZM50 184V183H49ZM56 184V183H55ZM91 184H93V183H91ZM101 184V183H100ZM106 185H107V183H105ZM118 184V183H117ZM129 184V183H128ZM152 184V183H151ZM157 184V183H156ZM161 184V183H160ZM214 184V183H213ZM235 184H237V183H235ZM4 185V184H3ZM13 185V184H12ZM67 185V184H66ZM71 185V184H70ZM70 185H68L69 187H70ZM75 185V184H74ZM81 185H82V183H81ZM116 185V184H115ZM126 185H127V183L125 184V187H126ZM142 185V184H141ZM167 185V184H166ZM165 185V186H166ZM169 186H171V184H170V182H169V184H168ZM174 185V184H173ZM177 185H179V184H177ZM183 184H180V186H182ZM221 185V184H220ZM238 185V184H237ZM236 185V186H237ZM241 185V184H240ZM247 185V184H246ZM263 185H264V183H263ZM5 186V185H4ZM32 186V185H31ZM38 186V185H37ZM52 186V185H51ZM62 186V185H61ZM78 186H80V185H78ZM82 186H85V181H84V185H82ZM99 186H101V185H99ZM123 186V185H122ZM127 186H129V185H127ZM143 186H145V185H143ZM143 186H142V188H140V189H143ZM155 186H157V185H155ZM154 186V187H155ZM174 186H176V185H174ZM199 186V185H198ZM201 186V185H200ZM235 186V187H236ZM242 186V185H241ZM244 186V185H243ZM252 185H250V187H251ZM20 187H22V189H23V187L24 186H21L20 185ZM19 187V188H20ZM55 187H56V185H55ZM65 187V186H64ZM106 187V186H105ZM134 187H136V186H134ZM139 187V186H138ZM145 187H147V185L145 186ZM152 187H153V185H152ZM159 187H160V185H159ZM161 187H162V185H161ZM160 187V188H161ZM168 187V186H167ZM171 187H173V186H171ZM171 187H170V189H171ZM186 187H187V185H186ZM188 187H189V185H188ZM212 187V186H211ZM219 187V186H218ZM222 187V186H221ZM220 187V188H221ZM1 188H2V185H1ZM18 188V189H19ZM30 188V187H29ZM33 188V187H32ZM44 188V187H43ZM52 189L54 188V186L53 187H51ZM61 187H59V188H56V189H60ZM74 187H72L70 190H72ZM88 188H90V187H88ZM100 187H98V189H99ZM102 188H104L103 186H102ZM101 188V189H102ZM114 188H116V187H114ZM123 188H124V186H123ZM131 188V187H130ZM133 188V187H132ZM132 188H131V192H132ZM150 188V187H149ZM169 188V187H168ZM176 188V187H175ZM190 188V187H189ZM202 188V187H201ZM238 188V187H237ZM6 188L4 187V190H5ZM17 189V190H18ZM26 189V188H25ZM31 189V188H30ZM37 189V188H36ZM67 189V188H66ZM83 189V188H82ZM105 189V188H104ZM122 189V188H121ZM120 189V190H121ZM128 189V188H127ZM126 189V190H127ZM137 189V188H136ZM153 189V188H152ZM164 189H166V188H164ZM176 189H178V188H176ZM194 188H193V186H192V190H193ZM196 189V188H195ZM235 189V188H234ZM261 189V188H260ZM21 190V189H20ZM24 190V189H23ZM38 190V189H37ZM65 190V189H64ZM75 190V189H74ZM84 190V189H83ZM82 190V191H83ZM86 190V189H85ZM84 190V191H85ZM88 190V189H87ZM91 190V189H90ZM89 190V191H90ZM103 190V189H102ZM101 190V191H102ZM125 190V189H124ZM151 190V189H150ZM157 190V189H156ZM162 190V189H161ZM172 190H175V189H173L172 188ZM204 190H206V189H204ZM203 190V191H204ZM213 190V189H212ZM239 190V189H238ZM248 190V189H247ZM15 191V190H14ZM53 191H54V189H53ZM97 191V190H96ZM96 191L94 190V192L96 193ZM106 190H104L103 192H105ZM116 191V190H115ZM122 191V190H121ZM134 191V190H133ZM137 191V190H136ZM136 191H134V192H136ZM140 191V190H139ZM149 191V190H148ZM152 191V193H153V190H151ZM177 191H180V190H176L175 191V193L177 192ZM214 191V190H213ZM217 191H219L218 189H217ZM217 191H216V193H217ZM241 192L243 191V190H240ZM256 191V190H255ZM4 192V191H3ZM12 192V191H11ZM21 192V191H20ZM26 192V191H25ZM37 192V191H36ZM35 192V193H36ZM46 192V191H45ZM50 192V191H49ZM66 192H67V190H66ZM71 192V191H70ZM72 192H74V191H72ZM117 192V191H116ZM144 192V191H143ZM157 192H158V190H157ZM170 192H172V191H170ZM189 192V191H188ZM200 192V191H199ZM208 192V191H207ZM211 192V191H210ZM209 192V193H210ZM7 192H5V194H6ZM22 193H24V191L22 192ZM53 193H55L56 194V191L55 192H53ZM60 193V192H59ZM58 193V194H59ZM77 193H78V190H77ZM93 193V192H92ZM118 193H119V191H118ZM125 193V192H124ZM139 193V192H138ZM142 193V192H141ZM141 193H139L140 195H142ZM146 194L148 193V192H145ZM159 193V192H158ZM174 193V194H175ZM206 193V192H205ZM221 193V192H220ZM227 193V192H226ZM8 194V193H7ZM11 194V193H10ZM26 194H28V193H26ZM61 194V193H60ZM60 194H59V196H58V198L60 197ZM63 194V193H62ZM61 194V197L63 196ZM64 194H65V192H64ZM68 194H69V192H68ZM67 193H66V195H68ZM73 194H75V192L73 193ZM79 194V193H78ZM89 194H91V192L89 193ZM97 194V193H96ZM96 194H93V197L92 198H94L95 197V200H96V198H100L101 197V194L100 193H98V195H100V197H96V196H94V195H96ZM103 194V193H102ZM105 194H108V193H105ZM104 194V195H105ZM109 194H111L110 193V191H109ZM108 194V195H109ZM113 194V193H112ZM129 194H130V192H129ZM150 193H148V195H149ZM163 194H165L164 193V191H163ZM3 195V194H2ZM17 195V194H16ZM22 194H20V196H21ZM41 195V194H40ZM69 195H71V194H69ZM84 195L85 194H81L80 196H82V197H84ZM104 195L102 196V198H101V200H99V201H97V202H95L96 204H98L97 206L96 205H94L93 204V206H92V208L94 207L95 208V206L97 207V211H94V212H96V213H98L99 211H101L103 208H104V210H106V208L104 207V205L105 204H107L106 203V201H107V199H105V197H104ZM118 194H116V196H117ZM135 195H136V193H135ZM140 195H138V196H140ZM158 195V194H157ZM169 195H171V194H169ZM203 195H204V193H203ZM216 195H218V194H216ZM233 195V194H232ZM257 195V194H256ZM4 196V195H3ZM7 196V195H6ZM5 196V197H6ZM75 196V195H74ZM74 196H72V197H74ZM107 196V195H106ZM110 196V195H109ZM118 196H120V195H118ZM132 196V195H131ZM138 196H136V197H138ZM142 196H144V195H142ZM161 196H163V195H161ZM166 196V195H165ZM219 196V195H218ZM222 196V195H221ZM235 196V195H234ZM239 196V195H238ZM251 196V195H250ZM8 197V196H7ZM10 197H11V195H10ZM19 197V196H18ZM43 197V196H42ZM60 197V199H62L63 198V200H61L59 203H62L61 205H63V201H64V197H62L61 198ZM77 197H79V195L78 196H76V198ZM111 197H113L112 195H111ZM110 197V198H111ZM122 197H124L123 195H122ZM129 197H130V195H129ZM133 197V196H132ZM149 197H150V195H149ZM151 197H153L152 195H151ZM154 197H156V196H154ZM168 196H166V198H167ZM180 197V196H179ZM208 197V196H207ZM227 197V196H226ZM247 197H245V198H247ZM40 198V197H39ZM47 198H49V196L48 197H46V199ZM52 198V197H51ZM50 198V199H51ZM69 198H71V197H69ZM75 198V199H76ZM84 198H86V197H84ZM92 198H91V202H92ZM114 198H116L115 197V195H114ZM120 199V201H121V196L119 197ZM125 198L126 197H124L123 198V200H125ZM139 198H140V200H141V202H143L144 201V199H143V201H142V197H138V200H139ZM144 198H146V196L144 197ZM161 198V197H160ZM159 198V201L161 200ZM163 198V197H162ZM172 198H173V195H172ZM172 198H170V199H172ZM217 198V197H216ZM238 198V197H237ZM21 199V198H20ZM25 199V198H24ZM46 199H43L44 201H46ZM78 199H80V198H78ZM78 199H76V200H78ZM83 199V198H82ZM128 199H130V198H128ZM127 199V200H128ZM132 199V198H131ZM150 199V198H149ZM152 199V198H151ZM150 199V200H151ZM175 199V198H174ZM177 199V198H176ZM223 199V198H222ZM10 200V199H9ZM12 200V199H11ZM19 200V199H18ZM23 200V199H22ZM32 200V199H31ZM35 200V199H34ZM42 200V201H43ZM65 200H68V202L70 203V201H69V199H65ZM75 200V201H76ZM87 200V199H86ZM94 200V199H93ZM98 200V199H97ZM119 200H116V202L118 201V202H120ZM122 200V201H123ZM126 200V201H127ZM139 200V201H140ZM164 200H166V199H164ZM180 200H181V198H180ZM189 200V199H188ZM199 200H200V198H199ZM224 200V199H223ZM228 200V199H227ZM226 200V201H227ZM20 201V200H19ZM33 201V200H32ZM49 202H50V200H48ZM54 201V200H53ZM56 201V200H55ZM59 201V200H58ZM57 201V202H58ZM115 201V200H114ZM133 201V200H132ZM136 201L137 200H134V202H135V204L136 205H138L137 203H136ZM152 201H154V200H151V202ZM157 202H158V200H156ZM179 201V200H178ZM177 201V202H178ZM206 201V200H205ZM237 201V200H236ZM8 202V201H7ZM31 202V201H30ZM57 202H55V203H57ZM66 202V201H65ZM68 202H66V203H68ZM87 202V201H86ZM85 202V203H86ZM90 201H89V203H91ZM113 201H111V203H112ZM129 202H130V200H129ZM141 202H139L140 204H142ZM151 202H149V203H151ZM155 202V201H154ZM164 203H165V201H163ZM174 202V201H173ZM173 202H172V204H173ZM176 202V201H175ZM181 202V201H180ZM224 202V201H223ZM21 203V202H20ZM29 203V202H28ZM27 203V204H28ZM33 203V202H32ZM36 203V202H35ZM48 203V202H47ZM46 203V204H47ZM52 203V202H51ZM54 203V202H53ZM108 203H110V202H108ZM123 203L124 204H127L128 202H125V201H123ZM123 203H122V207L124 206L123 205ZM132 203V202H131ZM159 203V202H158ZM182 203V202H181ZM187 203H188V201H187ZM196 204H197V202H195ZM202 203V202H201ZM19 204V203H18ZM22 204V203H21ZM26 204V205H27ZM49 204V203H48ZM86 204H88V203H86ZM151 204H153L152 206H154V203L152 202ZM157 204V203H156ZM163 204V203H162ZM180 204V203H179ZM185 204V203H184ZM183 204V205H184ZM199 204V203H198ZM225 204V203H224ZM33 205H34V203H33ZM43 205V204H42ZM58 205V204H57ZM72 205H74V204H72ZM77 206H78V204H76ZM85 205V204H84ZM92 205V204H91ZM112 205V204H111ZM119 205V204H118ZM121 205V204H120ZM148 205V204H147ZM150 205V204H149ZM165 205V204H164ZM167 205V204H166ZM229 205H231V204H229ZM1 206V205H0ZM9 206V205H8ZM13 206V205H12ZM14 206H18V205H14ZM32 206V205H31ZM44 206H45V204H44ZM48 206H50V205H48ZM47 206V207H48ZM59 206V205H58ZM77 206L74 208V209H76V210H78L77 209ZM87 207H88V205H86ZM106 207L108 206V204L107 205H105ZM110 206V205H109ZM108 206V208H110ZM177 206H178V204H177ZM181 206H182V204H181ZM232 206V205H231ZM3 207V206H2ZM10 207V206H9ZM19 207V206H18ZM26 207V206H25ZM27 207H29V206H27ZM52 207V206H51ZM51 207H49V208H51ZM74 207V206H73ZM73 207H72V210H73ZM81 207V206H80ZM85 206H83L82 208H84ZM86 207V208H87ZM116 207H118V206H116ZM125 207H127L128 208V206H125ZM129 207L130 208H132L133 207V205L132 206H130V204H129ZM136 207H138V206H136ZM175 207V206H174ZM187 207V206H186ZM229 207V206H228ZM260 207H263V208H261V211H264V205L262 206H260ZM6 208V207H5ZM11 208V207H10ZM24 208V207H23ZM58 208V207H57ZM88 208H90L89 210L90 211H92L93 209L91 208V207H88ZM107 208V209H108ZM157 208V207H156ZM258 208V207H257ZM12 209H14V214L16 215V218L17 217H19L20 219L23 217L22 216V212H23V210H21L20 211V209L19 208H12ZM37 209H39V208H37ZM41 209V208H40ZM46 209V208H45ZM52 209H53V207H52ZM59 209V208H58ZM64 209V208H63ZM66 209H67V207H66ZM85 209V208H84ZM92 209V210H91ZM116 209V208H115ZM122 209V208H121ZM124 209V208H123ZM133 209H135V208H133ZM140 209V208H139ZM179 209V208H178ZM214 209V208H213ZM212 209V210H213ZM263 209V210H262ZM11 210V209H10ZM34 210H36V209H34ZM54 210H57V209H54ZM60 210V209H59ZM62 210V209H61ZM60 210V211H61ZM69 210V209H68ZM71 210V209H70ZM87 210V209H86ZM95 210V209H94ZM99 210V211H98ZM103 210V211H104ZM108 210H110V209H108ZM128 210H129V208H128ZM161 210V209H160ZM206 210V209H205ZM211 210V209H210ZM233 210V209H232ZM259 211H260V209H258ZM2 211V210H1ZM6 211V210H5ZM107 211V210H106ZM179 211H181V209L179 210ZM183 212H184V210H182ZM181 211V212H182ZM203 211V210H202ZM217 211V210H216ZM227 211V210H226ZM254 211H255V209H254ZM261 211L259 212V213H261ZM25 212V211H24ZM24 212H23V215H25L24 214ZM34 212H36V211H34ZM46 212V211H45ZM50 212V211H49ZM55 212V211H54ZM57 212H58V210H57ZM67 212V211H66ZM102 212V211H101ZM110 212H112V209L110 210ZM110 212H108L107 213V215L110 213ZM114 212H116V211H114ZM113 212V213H114ZM119 212H121V211H119ZM118 212V213H119ZM125 212V214H126V212L127 211H124ZM130 212V211H129ZM128 212V213H129ZM133 212V211H132ZM131 212V213H132ZM137 213H138V208H137V211H136ZM135 212V213H136ZM153 212V211H152ZM169 212V211H168ZM182 212V213H183ZM214 212V211H213ZM30 213V212H29ZM33 213V212H32ZM31 213V214H32ZM37 213H38V210H37ZM50 213H52V212H50ZM59 213V212H58ZM71 213V212H70ZM73 213V212H72ZM84 213H86V212H84ZM92 213H93V211H92ZM95 213V214H96ZM103 213V212H102ZM101 213V214H102ZM180 213V212H179ZM182 213H180L182 216H183V214ZM186 213V212H185ZM221 213V212H220ZM255 213H257V212H255ZM262 213H264V212H262ZM27 214V213H26ZM75 214H76V212H75ZM81 215L83 214V212L82 213H80ZM89 214V213H88ZM94 214V213H93ZM92 214V216H93V218H95V216ZM124 214V213H123ZM122 214V215H123ZM124 214V215H125ZM146 214V213H145ZM152 214V213H151ZM179 214V215H180ZM190 214V213H189ZM212 214V213H211ZM1 216H2V214H0ZM5 215H6V213H5ZM14 215V216H15ZM34 215V214H33ZM45 215V214H44ZM47 216H48V214H46ZM71 215V214H70ZM81 215L80 216H78V220H77V223H78V221H80V219H83V218H79V217H81ZM83 215H85L86 216V214H83ZM91 215V214H90ZM87 216L86 218L88 219V217L91 219V217L92 216ZM97 215V214H96ZM100 214H98V216H99ZM106 215V213H105V216H107ZM115 215V214H114ZM123 215V216H124ZM137 215V217H138V214H136ZM135 215V216H136ZM150 215V214H149ZM205 215V214H204ZM216 215V214H215ZM239 215V214H238ZM28 216H31L32 218H33V216L32 215H27L26 216V218H27V221H25L27 224H29L28 223V220H29V218H28ZM46 216V217H47ZM50 216V215H49ZM71 216H74V215H71ZM102 216V215H101ZM110 216H111V214H110ZM121 216V215H120ZM132 216H134V215H132ZM152 216V215H151ZM155 216V215H154ZM153 216V217H154ZM167 216V215H166ZM178 216V215H177ZM182 216H180V217H182ZM233 216V215H232ZM263 216V215H262ZM35 217H36V219H35ZM35 217H34V219H32L33 220V224H34V230L36 231L35 232V234H36V238L37 239H42L41 240V242H40V240L38 241L37 239H35V241H34V243H33V245H34V251H35V255L37 254L38 255V258H40L43 262H45L44 264H48L47 262L48 261H51L52 263L54 262V263H56V264H68V262H69V260H68V256L66 255V252L61 248V246L60 245H54L53 247H54V249H53V251H50V248L48 249H45V251H43V253L41 254L40 253V249L41 248H37V246H39V245H41V244H46V241L48 240V238H46L47 236H48V234H47V236L46 237H44V236H41V235H38V233H37V231H38V229L40 228V226H39V222L40 221H43V220H40L38 223L36 222V220H37V218H38V214H37V216H36V214H35ZM83 217V216H82ZM100 217V216H99ZM103 217H104V213H103ZM108 217V216H107ZM107 217H106V222H107ZM113 217V216H112ZM111 217V220H110V217H109V220L110 221H112V219L114 218H112ZM119 217V216H118ZM124 217H126V216H124ZM129 217V216H128ZM128 217H126V218H128ZM149 217V216H148ZM165 217V216H164ZM168 217V216H167ZM166 217V218H167ZM170 217V216H169ZM180 217H179V219H180ZM183 217H185V216H183ZM183 217L181 218V219H183ZM190 217V216H189ZM261 217V216H260ZM1 218V217H0ZM7 218V217H6ZM41 218V217H40ZM43 218V217H42ZM49 218H51V216L49 217ZM73 218V217H72ZM92 218V221L94 220ZM102 218V217H101ZM136 218V217H135ZM140 218V217H139ZM146 218V217H145ZM158 218V217H157ZM156 218V219H157ZM171 218V217H170ZM186 218H187V216H186ZM200 218V217H199ZM210 218V217H209ZM222 218V217H221ZM5 219V218H4ZM31 219V218H30ZM77 219V218H76ZM105 218H103L102 220H104ZM120 219H121V217H120ZM152 219V218H151ZM176 219H178L177 217H176ZM240 219V218H239ZM253 219L255 220V217L253 216ZM260 219V218H259ZM261 219H263V218H261ZM1 220H2V218H1ZM54 220H55V218H54ZM72 220H74V219H72ZM84 220V219H83ZM101 220V219H100ZM109 220H108V222H109ZM150 220V219H149ZM153 220H155V219H153ZM168 220V219H167ZM192 220V219H191ZM200 220V219H199ZM210 220V219H209ZM219 220V219H218ZM251 220V219H250ZM57 221H58V219H57ZM90 221V220H89ZM117 221V220H116ZM121 221V220H120ZM125 221V220H124ZM129 221V220H128ZM132 221V220H131ZM141 221V220H140ZM158 222V224H159V221L160 220H157ZM196 221V220H195ZM229 221V220H228ZM253 221V220H252ZM17 222V221H16ZM20 222V221H19ZM21 222H23V220L21 219ZM61 222H63V221H61ZM74 222V221H73ZM106 222H104V223H106ZM114 222V221H113ZM113 222H111V224L110 225H112V223ZM127 222V221H126ZM130 222V221H129ZM129 222H127L126 223V225L125 224H123L124 226H126V230H128V226L130 225H128L127 226V224L129 223ZM149 222V221H148ZM148 222H145V224L146 223H148ZM151 223H152V220L150 221ZM155 222V221H154ZM153 222V223H154ZM168 222V221H167ZM170 222V221H169ZM168 222V223H169ZM176 222V221H175ZM181 222V221H180ZM179 222V223H180ZM222 222V221H221ZM237 222V221H236ZM240 222V221H239ZM250 222V221H249ZM264 222V221H263ZM42 223V222H41ZM75 223H76V221H75ZM100 223V222H99ZM137 223V222H136ZM135 223V224H136ZM156 223V222H155ZM162 223V222H161ZM174 223V222H173ZM212 223V222H211ZM251 223V222H250ZM17 224V223H16ZM48 224V223H47ZM52 224V223H51ZM78 224H80V223H78ZM77 224V225H78ZM81 224H82V220H81ZM101 224H102V222H101ZM107 224V223H106ZM105 224V225H106ZM122 224V223H121ZM134 224V223H133ZM138 224V223H137ZM167 224V223H166ZM176 224H178L177 222H176ZM8 225V224H7ZM6 225V226H7ZM59 225H60V223H59ZM61 225H62V223H61ZM60 225V226H61ZM64 225H66L65 223H64ZM104 224H102V226H103ZM113 225H114V223H113ZM118 225V224H117ZM152 226V228L154 227L153 226V224H151ZM215 225V224H214ZM248 225V224H247ZM255 225V224H254ZM10 225H8V229L10 230V227H9ZM24 226V225H23ZM32 226V225H31ZM31 226H29V227H31ZM52 226V225H51ZM107 226V225H106ZM105 226V227H106ZM109 226V225H108ZM124 226H122V227H124ZM136 226V225H135ZM149 226H150V224H149ZM174 226V225H173ZM26 227H28V226H26ZM45 227V226H44ZM43 227V228H44ZM66 227V226H65ZM110 227V226H109ZM112 227V226H111ZM114 227V226H113ZM121 227V228H122ZM147 227V226H146ZM156 228H157V225L155 226ZM154 227V228H155ZM177 227V228H176ZM176 227H175V229H179L178 228V226L176 225ZM180 227V226H179ZM204 227V226H203ZM245 227V226H244ZM263 227V226H262ZM15 228V227H14ZM42 228V229H43ZM63 228V227H62ZM103 229H104V227H102ZM107 228V227H106ZM125 228V227H124ZM134 228V227H133ZM151 228V229H152ZM236 228V227H235ZM242 228V227H241ZM246 228H248V227H246ZM61 229V228H60ZM64 229H66V228H64ZM63 229V230H64ZM111 229V228H110ZM109 229V230H110ZM134 229H136V228H134ZM141 229V228H140ZM147 229V228H146ZM201 229H204V231H205V228H201ZM230 229V228H229ZM263 229H264V227H263ZM24 230V229H23ZM40 230V229H39ZM44 230V229H43ZM105 231H107V232H109L108 231V229L106 230V229H104ZM116 230V229H115ZM124 230V229H123ZM138 230H139V227H138ZM143 230H144V228H143ZM148 230V229H147ZM163 230V229H162ZM165 230V229H164ZM181 230V229H180ZM189 230V229H188ZM256 230V229H255ZM15 231V230H14ZM31 231V230H30ZM113 231V230H112ZM129 231V230H128ZM178 231V230H177ZM99 232H100V230H99ZM110 232H111V230H110ZM130 232V231H129ZM167 232V231H166ZM199 232H201V231H199ZM235 232V231H234ZM242 232V231H241ZM263 232H264V230H263ZM92 233V232H91ZM149 233V232H148ZM178 233V232H177ZM21 233H19V235H20ZM29 234V233H28ZM175 234H176V231H175ZM181 234V233H180ZM180 234H176V235H179L180 237H182V236H184V235H180ZM200 234H202V233H200ZM10 235V234H9ZM42 235H43V233H42ZM73 235V234H72ZM71 235V236H72ZM77 235V234H76ZM75 235V237L76 238H78L77 236ZM111 235V234H110ZM113 235V234H112ZM128 235V234H127ZM172 235V234H171ZM174 235V234H173ZM231 235V234H230ZM246 235V234H245ZM25 236V235H24ZM65 236V235H64ZM74 236V235H73ZM72 236V237H73ZM156 236V235H155ZM170 236V235H169ZM187 236V235H186ZM202 236V235H201ZM204 236V235H203ZM49 237H51V236H49ZM205 237V236H204ZM203 237V238H204ZM220 237V236H219ZM238 237V236H237ZM66 238V237H65ZM67 238H69V236L67 237ZM102 238H103V236H102ZM112 238V237H111ZM113 238H114V236H113ZM125 238V237H124ZM184 238V237H183ZM186 238L187 237H185V240H186ZM207 238V237H206ZM205 238V239H206ZM215 238V237H214ZM229 238V237H228ZM69 239H71V238H69ZM126 239H127V237H126ZM178 239V238H177ZM180 239V238H179ZM200 239H201V237H200ZM204 239V240H205ZM231 239V238H230ZM8 240V239H7ZM11 240H12V238H11ZM50 240H52V239H50ZM68 240V239H67ZM66 240V241H67ZM112 240V239H111ZM115 240V239H114ZM114 240H112V243H113V241ZM128 240V239H127ZM130 240V239H129ZM128 240V241H129ZM180 240H182V239H180ZM185 240H183V242H185ZM198 240V239H197ZM203 240V239H202ZM203 240V241H204ZM228 240V239H227ZM70 241V240H69ZM109 241V240H108ZM107 241V242H108ZM187 241H188V239H187ZM186 241V242H187ZM50 242V241H49ZM122 242V241H121ZM137 242V241H136ZM47 243H48V241H47ZM106 243V242H105ZM123 243H125V242H123ZM239 243V242H238ZM237 243V244H238ZM53 244V243H52ZM51 244V245H52ZM109 244H111V243H109ZM128 244V243H127ZM131 244V243H130ZM129 244V245H130ZM140 245L142 244V243H139ZM184 244V243H183ZM260 244V243H259ZM113 245H116L115 244V241H114V244ZM65 246H66V248H68L69 249V251L71 252V256H72V258L73 259H77V264H95L96 263V259H97V257L95 258V257H89V258H84L83 256L81 257L80 256V248H79V246L76 244V242L75 241H72L71 240V242H65ZM111 246V245H110ZM253 246V245H252ZM83 247V246H82ZM105 247V246H104ZM117 247V246H116ZM137 247V246H136ZM141 247V246H140ZM247 247V246H246ZM260 247V246H259ZM33 248V247H32ZM106 248V247H105ZM108 248V247H107ZM115 248V247H114ZM109 248L111 251L110 252H106V259H107V262H110V261H122V260H126V261H135V260H139V256H140V253L138 254L137 253V251H136V249L134 250L133 249V245H132V249L131 248H126V247H124L123 249H121V248ZM153 248V247H152ZM242 248V247H241ZM241 248H239L238 250H240ZM250 248H251V246H250ZM44 248H42V250H43ZM237 249V248H236ZM249 249V248H248ZM155 250V249H154ZM231 250V249H230ZM256 250V249H255ZM260 250H261V248H260ZM30 252H32L31 250H29ZM183 251V250H182ZM234 251V250H233ZM245 251V250H244ZM243 251V252H244ZM252 251H254V250H252ZM84 252V251H83ZM140 252V251H139ZM153 253H154V251H152ZM155 252H156V250H155ZM176 252V251H175ZM187 252V251H186ZM227 252V251H226ZM236 252H239V251H236ZM242 251H240V253H241ZM33 253V252H32ZM141 253H142V251H141ZM150 253V252H149ZM158 253V252H157ZM165 253H166V251H165ZM164 253V254H165ZM167 253H169V251L167 252ZM172 253H174V252H172ZM170 254V255H174V254ZM176 253H178V252H176ZM188 253V252H187ZM204 253V252H203ZM216 253V252H215ZM247 253V252H246ZM248 253H251V252H248ZM179 254V253H178ZM178 254H177V256H178ZM184 255H183V257H185V253H183ZM225 254V253H224ZM235 254V253H234ZM237 254V253H236ZM239 254V253H238ZM243 254V253H242ZM253 254V253H252ZM258 254V253H257ZM36 255V256H37ZM96 255V254H95ZM98 255V254H97ZM150 255V254H149ZM154 255V254H153ZM194 255V254H193ZM196 255V254H195ZM194 255V256H195ZM201 255V254H200ZM207 255V254H206ZM261 256H262V254H260ZM151 256V255H150ZM161 256H162V254H161ZM167 256V255H166ZM176 255H174V257H175ZM177 256H176V258H177ZM179 256H180V254H179ZM179 256H178V258H179ZM234 256V255H233ZM239 256V255H238ZM101 257V256H100ZM100 257H98V258H100ZM157 257V256H156ZM168 257H169V255H168ZM173 257V256H172ZM182 257V256H181ZM183 257H182V259H183ZM196 257V256H195ZM234 257H236V255L234 256ZM246 257V256H245ZM252 257V256H251ZM254 257V256H253ZM259 257V256H258ZM38 258L36 259V260H38ZM91 258H94L95 259V261L94 262H92V261H89V259H91ZM109 258H111V259H109ZM144 258H145V253H144ZM175 258V259H176ZM194 258V257H193ZM205 258V257H204ZM239 258V257H238ZM237 258V259H238ZM244 258V257H243ZM242 258V259H243ZM167 259H170V258H167ZM182 259H179V261L180 260H182ZM203 259V258H202ZM236 259V260H237ZM255 259V258H254ZM153 260V259H152ZM161 260V259H160ZM184 260V259H183ZM195 260H196V258H195ZM227 260V259H226ZM229 260V259H228ZM227 260V261H228ZM239 260H241V259H239ZM245 260V259H244ZM97 261H98V259H97ZM141 261V260H140ZM146 261V260H145ZM154 261V260H153ZM158 261V260H157ZM168 261V260H167ZM172 261V260H171ZM197 262H198V260H196ZM204 261V260H203ZM206 261V260H205ZM210 261H211V258H210ZM209 261V259L206 261L207 263L208 262H210ZM215 261V260H214ZM217 261V260H216ZM223 261V260H222ZM221 261V262H222ZM227 261H225L224 260V262H226L227 263ZM235 261V260H234ZM248 261V260H247ZM247 261H240V262H242V263H252V262H247ZM261 261H263L262 259H261ZM43 262L41 263V264H43ZM161 262H163V261H161ZM165 262V261H164ZM163 262V263H164ZM169 262H170V260H169ZM192 263H194L193 262V259H192V261H191ZM205 262V263H206ZM220 262V261H219ZM230 262H231V260H230ZM229 262V263H230ZM236 262V261H235ZM258 262V261H257ZM38 263H39V261H38ZM50 263V262H49ZM103 263V262H102ZM118 263V262H117ZM122 263H125V262H122ZM121 263V264H122ZM162 263V264H163ZM166 263V262H165ZM175 263V262H174ZM177 263H179V262H177ZM180 263H182V262H180ZM186 263V262H185ZM214 263V262H213ZM212 263V264H213ZM225 263V264H226ZM231 263H233V262H231ZM40 264V263H39ZM101 264V263H100ZM146 264V263H145ZM170 264V263H169ZM183 264H184V262H183ZM188 264H189V262H188ZM197 264V263H196ZM209 264V263H208ZM222 264H224L223 262H222ZM237 264V263H236Z\"/></svg>", "mask_w": 264, "mask_h": 264}]
</instances>
